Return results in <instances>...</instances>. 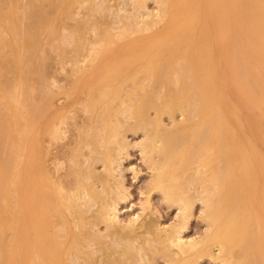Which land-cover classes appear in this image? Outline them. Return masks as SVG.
Instances as JSON below:
<instances>
[{
	"label": "bare ground",
	"instance_id": "obj_1",
	"mask_svg": "<svg viewBox=\"0 0 264 264\" xmlns=\"http://www.w3.org/2000/svg\"><path fill=\"white\" fill-rule=\"evenodd\" d=\"M33 1L34 0H29V2H28V0H27V3L29 4V5L27 4V6H28V8L30 6L31 7V10L29 11V9H30L29 8L28 10L26 9L27 11L26 10L25 11L24 10L22 11L23 13L25 12L24 13V16L22 15L23 16L22 19L23 18H27V19H24V21L22 20L23 22H20L21 20H19L21 18V15L20 14H17L15 12V10L13 9L14 8V5L15 4L18 5L19 3H21V1L19 2V0H18V2L17 1L15 2V4H11L10 0H9L10 3L7 2V3H9V4H7L8 7H7V10H6L7 11V15H6L7 16V22H5L4 30L2 28L1 31H3V32L6 31L10 35H8L7 37H5L4 35H2L3 33L0 35V50H1V47H3L2 50H1V52H0V55L4 59L7 57V62L9 63L8 66L6 68H4V70L6 69V71H8V70H9V72L11 71V75L13 73V75H12L13 77L12 76H10V77L8 76L7 77L4 70H1V73L2 74L0 73V75H3L4 74L2 76V78L0 76V78L3 80L2 81L0 79V81H2V82H0V85H4V87L7 88V89H3V88L2 89L3 90H6L7 93L9 94V96L11 97V99L10 100H7L5 102V104H4L6 107L8 106L11 109V112L9 114V117L8 118H4L2 115H0V133L3 134L5 132V138H6V142L9 143L10 152L13 151L15 153V155H17L19 153V155L16 158V161L17 162L13 166L14 167V170H15L14 178L13 177H10L9 178V181H11L13 183V187L15 188L16 191H18V201H17L18 202V207H17V217H18V220L21 223V220L23 219V216H24L25 219H26V221H27V225L25 227L24 226L23 227H19L17 229V232H16L15 236L13 237V244L14 245H16L17 242H19V241H21V243H22V245H21L22 246V249H21L19 255L14 252V248H15L14 246H10L8 248H4V247L1 248V243H0V264H10V263H13V262H15V264H63V263L64 264L65 263L69 264L71 261H74L73 259H71L69 257H72L73 258V256H71L73 253L75 255V252L79 253V251H81L83 249H84V251H81L76 256L80 255L78 257H80V258L82 257V259H83V257L85 256L84 255V253H85L87 260L84 257L83 261H81V263L80 262L79 263L77 262V264H92V263L93 264H96V263L97 264L98 263H101L102 264L103 262H100V261H103V260H104V263L103 264H105V263L106 264H124L125 261H126L125 262L126 264L127 263H131V264H135V263L136 264H140L141 263L142 264V261H143V264H144V263H146L144 261H148V259H149V262H147L146 264H149V263L152 264V262H154V260H152L153 257L151 255V254L154 253L152 251V248L154 250L156 248V246H157V248L159 247L161 249L160 250L158 248L157 249L158 251H162L163 249L165 251V249L167 248L166 251H167V254L168 255L166 254V252L162 251V253L164 252L163 253V256L164 255L167 256V257L165 256L164 258H169V256L170 255L173 256L174 253L177 256H179L181 254H185L187 256V255H189V253L191 254L189 256H191V257H192V255H193V257L195 256V260H194V258H191V257L189 258L188 256L185 257V255H183L184 256L183 258L182 257H179V258H182L179 261L178 260L179 258L177 259L176 258L177 256L174 255L173 257L176 258V259H174V263L172 262L173 261L172 260L173 257L171 258V256H170V258H171L172 261L170 260V258L168 259V261L170 260V262L173 263V264H175V263L176 264H194V262L196 261V258H200L202 253H203L202 256L204 255V252H205V255H206V252H208L209 255H212L211 254L212 253L211 250L213 249V246L214 245H215L214 247H216V246L218 247L219 252L221 251L220 252V258H219L220 260L219 261H221V259H222L221 262L223 264H264V211H263L264 210V161H262V160H264L263 159L264 157L261 155V154L264 153V147H263V150H262L263 152H261V154H260L259 151H258V147L256 146L257 147L256 150L258 151L257 152L258 153V156L256 158H254V154H252V153L255 152L254 151L255 148L252 145H254L253 142H255L254 141L255 139H253V142L250 141V140H252L251 139L252 134H250V131L248 133L247 132L248 131L247 129H244V130H247L246 132L243 131L245 133H248L247 134L248 136L250 134V136H249L250 140L247 138V135H244V137L246 136L247 144L251 145V147L253 149V152H252V149L250 147H249L251 149L250 151L248 150L249 149L248 147H246L247 149L245 148L244 143H246V142H244L245 140H244V138L242 136V133L243 132L241 133V131L239 130L240 133H241V135H240L239 131H238V133L236 132V134L237 135L239 134L241 136V138L244 140L243 141V144L241 143L242 142L241 141L242 139H239L240 136L239 137H236L237 136L236 135L235 137L237 139L234 138L233 132L236 129L233 128L230 123H229V125H230V127H229L227 119L225 121L224 118H227V117H224V114L225 113H223L225 108L223 109V106H221V105H224V104L226 105V104L230 103L231 104L230 106L233 108L232 105H234V104H232V102H231L232 100L229 99V97H228L229 95L230 96L233 95V93L229 94L230 91H232L230 84L233 82V85L235 84V86H236V87L233 86L235 88H239V86H240L239 84H241L240 90L237 89L238 90V94H239L238 96H240V98L244 101V103H248V105H250L252 107L254 106L255 109H253L252 107H250V109L252 111L256 110L254 113L252 112L254 115L253 114H250V112L247 114V111H245L246 115L247 116L249 114H250V116L253 115L254 116V119H255V113L257 114V111H258L257 116H260L261 118L259 119V117L258 118L256 117L257 122H258V120H262L263 121V119H264V82H262L263 80L261 81L259 79V77L261 78V75L264 76V72H263V70H264L263 67L264 66H262V65L259 64V62L262 61L263 58H264V56L262 58L260 57V56L264 55L261 52V51H263V50H261V48L264 47V44H263L264 42L262 41V44H261L260 43L261 41H259L260 38H262L264 40V33L261 30V26L264 25V1L263 2H259L258 0H255V1L254 0H223L224 2L226 1L228 3V5H230V6L227 7V10L230 9L229 7H231V9H230V13H229V11H227V13H226V11H224L222 13V10L221 9L220 10L218 9L219 8V3L222 0H212L214 2L215 1L217 2L216 4L214 3V5H212V6H215L216 5L215 6V9L218 10V13H220V11H221L220 14H222L221 15V18L218 21V27H219V25H222L217 30L219 32V33L217 32V34H219V35H222L223 33L225 34V32H223L224 29L222 28L223 27V23H225L224 26L227 29V28H229V26H231L232 21H234V19L231 20V18H230L232 16L231 15L232 14L231 12H233V10H235V9L238 8V3H242V2H245V1L247 2L248 1L249 3L252 2V4H253L252 7L254 6L253 8L255 9V11L253 10L252 7H251L252 8L251 9L252 11L250 10L251 16L250 15L249 16L251 18L248 17V14H246V17H245V14H241V16L243 15L242 16L243 18L240 15L239 16H240V18H242V20L239 19L238 20V23H237V20L235 19V21L238 24V26H237V24L235 25L237 28H236V30L234 32L240 36L239 37L237 35L240 38L239 41H243L242 42L243 44L246 43L247 45H250V46H247L246 44H244L242 46V43L238 42V46H240L241 52H243V50L245 52L243 55L246 54L248 56V57H246V55L244 57L241 56L242 57V60L244 58H245L244 60H246V58L247 59L249 58L248 61H250V60L253 61L254 60L253 62L250 61L251 63L248 62V61H245V62L243 61V64L245 66L242 64V62L240 63V66H243L242 68H244V67L247 66L246 64H248L247 68H249L250 70L253 69V71H250L249 69L245 68L246 71L247 70H248V72L250 71V73H249L250 75L253 74L252 75V78L256 77V80L257 79L259 80V81L257 80L256 83H255L256 88L260 87L258 89L259 96L253 94L252 90L250 88H247L249 86H248L247 83L245 84L246 80H244L242 78L239 79V77L237 78V76H235L236 73L233 75V73L235 72L234 69H232L234 71L233 73L231 72L232 74L229 73V71H228V70L231 69L229 67L230 66L229 64L230 63L233 64V61L232 60L229 61L228 59H227V61H225V58H230V59L234 58L233 60L235 61L237 55L238 54L240 55V50H239L238 54H236V55L233 54L235 57L232 55L233 50H231L232 52L230 51V53H231L232 56H230V54L228 52H227V54H224L223 53L224 56H225L224 58L222 57L223 55L222 56H220V54L219 55H216L217 57H215V58L217 60L216 61L214 60L212 62V60L214 59L213 58V56H214L213 55L214 49L211 48V49H213L212 50V53H211L212 54V60H211V54H209V52L211 50L208 51V49H209L210 45H213V44L209 43V45H208V42H202L201 41L202 46H204V49L202 47V49H203L202 51L203 52L206 51V53L208 52L207 54L204 53L203 55H201L202 52L199 49L200 48V46H199V34L201 36L204 35V37H205V35H207V34H202L201 32H204V30H205L204 33H207L206 31H208V30L211 31L212 30V29H206V27H204V25L206 26V24H208L207 23V20L209 19V17H208L209 16V13L206 14L208 12V10H206V9H203L202 10V8H200L201 5H199V3H201L202 0L201 1H199V0H157L158 3H160L159 4L160 10L158 9V11L160 13L159 12H157V13L161 15L160 17H163V18L166 17L165 18L166 20L165 19H161L158 14H157V16L155 15L157 17L156 19H158V20H156L155 18L152 19V17H153L152 15L153 14H151V15L149 14V16L150 17L152 16V17L150 19L147 18L148 20H145V23H144L143 22L144 20L142 18L143 16H141V19L138 18L143 13L142 14H138L137 13L139 15L138 17H137V14L136 15H133L132 14L133 16H136V17L131 16V18L133 17L135 19L134 22H133V18L132 19L130 18L131 21H132V23L130 22V19L129 20L127 19V21H125V25H126L125 27L123 26L124 23L123 24L121 23L122 25H120V26L121 27H124V30L122 31V33H123L122 34L121 31H120L121 30L120 29L121 27H120L119 28L120 29L119 32L121 34L118 33V32H116L118 36H119V34H120V36L121 35L127 36L129 32L131 33L133 31L134 32H141L143 29L145 30V28L147 29V26H149V25L146 26L144 24H149L150 22H151L150 23V26L152 27V26H154V25L157 24L156 21L158 22V21L163 20L162 21L163 22L162 24L164 26L163 25L160 26L162 28L161 30L158 27L157 28V31H154L155 33L153 34L152 37H151V33H150V35L147 36L146 39H144V40H146L145 42H147V44L149 46L151 44L153 45V46L151 45V48L154 47V50L153 49H150V47L148 45L144 44V45H146L145 48L146 47H149V48H146L147 50L145 52H142L144 47L142 46L143 44L141 45V44L138 43V42L141 41L140 39H139L140 41L139 40L136 41L134 39V41H136L137 44H136V42H134V41L131 40L136 45L139 44L137 48H134L133 47V45L131 44L132 43L131 41H130L131 43H127L128 44L127 46H128L129 49L127 47H126V49L130 53V55L128 56V55H126L128 53H126L125 54L126 55L125 57L127 59L128 58H131V60L133 58V61H131V63L129 62L131 65H129V63H126V62H128V60L130 61V59L127 60V59H124L123 58L124 60L121 59V60H123L122 62L119 60L120 53H119V55H117L118 52H119L118 51L119 48L116 51L113 50V49H110V50H113L114 51V54H113L114 55V58H113V55H111L112 54L111 52H113V51L107 53L108 54V55L106 54L107 56H110L111 55L110 57H112L115 61L117 59V61H119V63L121 62L124 65L125 64H128V65H125V67H123V64H122V67H120L121 66V64H120V66L118 68L117 65H119V63L117 64L114 61L113 64H112V67L115 66L116 68H111V70H113L112 72L109 69L111 67V65L109 63V60H108L110 57L108 58L107 56L102 55L105 58L104 57L102 58L101 56H99V58H98V56H97V55H100L99 54V51L102 48L103 44L105 43V41L103 39V35H104L105 40L109 39L112 36V35H110V33H108L109 28H108V30H106L107 28L105 29V27H101V26H103V24H105L106 26H107V23L109 24V22H107V20L104 22L105 19H98L100 21V23H101V26L99 24V21L93 20V22H91V19H90V21L88 23H87V21L83 20V21H85L82 24V27L83 28L80 27L81 25H79V27L77 26L79 24V22L78 23L76 22L75 24L70 25L71 27H69V26L66 27L65 26L66 25V22L64 24V20L66 21V19H68L69 17H70V19H73L74 17L71 16V15L74 13L73 12L75 10V7L74 6L76 5V8L79 7V6H77V4H81V2H83L84 0L83 1L82 0H47V5H49L48 8L49 7L52 8V9H49V11H51V14H49L50 12L47 11V5L45 4L46 3V0L45 1L42 0L43 3H41V0L38 1V2L41 3V5H44V4L46 5V7L45 6L42 7L41 5H39L41 8H39V6H38V4H40V3H38L35 0V2H37L36 3L37 4V7H36L35 6L36 5L35 2H33ZM74 1H77V2L80 1V2L79 3H77V2L75 3ZM85 1H88V0H85ZM93 1L90 0V2H92V3L90 4V2H89L88 3V6H89V4L90 5L95 4V2L93 3ZM106 1L109 2L108 0H106ZM134 1H136V0H134ZM141 1L144 2V0H141ZM141 1H140V3L137 2V5H135V6L137 7V6H140V5H143V6L146 5V4L144 5V3H141ZM99 2H101V1H98V3ZM226 2H225V4L227 5ZM22 3L24 4V5L23 4L22 5L24 7H26L25 6L26 5L25 4V0ZM98 3L96 2L95 7L96 8L99 7V9H100V6H97ZM103 3H102V5H104ZM73 4H75V5H73ZM131 5L133 6V4H131ZM226 5H225V7H226ZM93 6L92 7L89 6L90 8L88 7V9L90 11L88 13V10H87V14L91 15L90 12H92L93 10H95L94 9L95 7H93ZM33 7H34V9L35 8H38L37 9L38 11L36 9L35 10L37 12L35 10L32 11V8ZM104 7H106V5H104ZM109 7H110V5H109ZM136 7H134V8L136 9ZM91 8L93 10H91ZM106 8H108V7H106ZM139 8H141V6ZM199 8H200L201 14H202V11H204V12H206L204 15L205 16L208 15L207 18L206 17L204 18L203 17L204 15H202V18H204V19H202V21L200 23V26L204 22L203 23L204 25H203L202 28H205V29H202L200 27L202 30H199L200 29L199 28V16L201 18V14H199ZM96 10H95V12H98L100 10L102 11L103 9H100V10L96 9ZM216 10H215V12L214 11L212 13L210 12V14H215L216 13ZM256 10H257V12H256ZM118 11H119V9H118ZM253 11L256 13L255 16H254ZM217 14H215V15H217ZM225 14L226 15H229L230 14L231 16L229 15L230 17H226L227 18V20H226L225 17L223 18V16H225ZM3 15H5V14L3 13ZM59 15H61L62 17L60 16L61 17L60 18ZM130 15H128L126 18H129ZM18 17H20V18H18ZM98 17H102V16H98ZM144 17H145V15H144ZM212 17H213V15H212ZM216 17L219 18V16H216ZM234 17H236V15ZM234 17H232V18H234ZM238 17H237V19H238ZM62 18H63V21H62ZM210 18H211V16H210ZM218 18H216V19L218 20ZM228 18H229V20H228ZM3 19H5V18H3ZM15 19H18V22L15 21ZM205 19H206V24H205V21H204ZM151 20H153L154 22H152ZM220 20H222L223 22H221ZM60 21H62L61 24H60ZM94 21L96 23H94ZM147 21H149V22H147ZM229 21H231V22H229ZM127 22H129L131 25L129 23L127 25ZM208 22H209V20H208ZM212 22H213V20L211 18V24H212ZM241 22L244 25L243 26L244 27V30H243V27L242 26L239 27V24L242 25ZM62 23H63V25H62ZM85 23H87L88 25H86ZM215 23L217 24V21L216 20H215ZM219 23H221V24H219ZM84 24L87 27H84ZM211 24L209 23V26ZM227 24H229V26H226ZM89 25L91 26L92 30H94L96 32V35H97V38L93 42L95 43L96 40H98L100 38L99 39L100 42L97 41L96 44H94L92 46L95 47V49L96 48H100V49H97L98 52L95 51L97 53V55H93V54H96L95 52H92L95 49H93L92 46L91 47H92L93 50L90 49V47H87L86 48V46H85V48L87 49L88 53L91 52L90 54H87V55L85 54L86 55L85 56L84 53H87V51H85L83 49L84 48V45H85L84 44L85 42H82L81 36H82V34H84V33H82L84 31V29H85L84 32H86V29L87 28H90V27H88ZM214 25L215 24L213 22V24L210 27L207 26V28H211L212 26L214 27ZM44 26H45V30H44ZM98 26H100V27H98ZM142 26H143V28L139 29ZM42 27H43V30H44V32H43L44 34L46 33V30H47L46 27L48 28L47 35L46 34L44 35L41 32ZM56 27H60V29L59 28H56ZM62 27H64L63 30H62ZM94 27H95V29H94ZM107 27H109V26H107ZM215 27H216V25H215ZM40 28H41V30H40ZM72 28H74V30H72ZM99 28H101V29H99ZM102 28H104L105 30L102 29ZM125 28H130V31H129V29L128 30L127 29L125 30ZM238 28H240V29L242 28L241 31H240V34H239V32H236L238 30ZM54 29H57V30L59 29L60 31L61 30L62 31H64V30L67 31L68 30V31L67 32H64V35H63L62 34L63 33L62 31L60 33L59 30L56 31ZM137 29H138V31H137ZM98 30H100L99 31V34H98ZM38 31H40V33H42L41 34L42 35L41 36L42 38L39 37L40 33ZM80 31H81V34H80ZM106 31H107V33H106ZM126 31H127V33H126ZM55 32H59V34L58 33H55ZM220 32H221V34H220ZM53 33L56 34V35H54ZM193 33L196 34V35H198L197 40L194 39V38L191 39V37L193 36ZM242 33H243L242 38H246V40L248 39L247 41L249 43L255 37V39L253 40L254 42H251V44L253 43L252 44L253 46L251 44L247 43L246 40H244V39L241 40L242 39L241 38V34ZM61 34H62V36H61ZM65 34H68L69 36L68 35H65ZM108 34H109V36H108ZM229 34H231V30H230V33ZM59 35H60V38H59ZM166 35H171V36H169V40L170 41H171V39L173 40L171 43L168 41L167 43H161V45H160V43H158L160 41L155 40V42L158 41L157 43L160 45L159 47H161V48H159L158 46H154V43L155 42L152 41L153 43H151V40L150 39H153V40L154 39H159L160 40V38H158V36H161V37L164 36L163 38H167ZM52 36H56V37L58 36V37H57V39H56V37H53L54 38V40H53L52 39ZM99 36H101V37H99ZM257 36H260V38H258ZM40 38H41V40H40ZM61 38H62V41H61ZM163 38H161V39H163ZM43 39H46V40L48 39L47 40L48 42H45V44L50 45V42L52 43L50 45L51 48L53 46V48H56V49L58 48L57 50L55 49L56 51L59 52V50H60V54L57 52L58 53V57L68 56L67 53L71 49L72 50L71 53L73 51L75 53L78 52L79 54L77 53V55L78 56H81V57H84L86 62L88 61V60H86V58L90 60V57H91V59L93 58V56H94V58L96 57L95 60L94 59L91 60V63L90 64H92V61L93 60H94V63L99 60L97 62L98 64H97L96 67H95L96 63L94 65L93 64L90 65V67L93 66L95 68L94 69L92 67V72H93V75L94 76L91 73V75L93 76V79H95L94 81L92 79V76H90L92 80L90 78H88V77H86L87 79L84 78L86 75H83L82 72H85V70H87L86 67H84V68H86L84 70L83 69V66H82V68L80 67L81 68V70H80L79 66H78V68H76L77 67L76 66V67H73L71 71H74V72L78 73V71L80 70L79 73H78V77L79 78L80 77L81 78L83 77L82 80H80L77 77L74 80L75 83H73L74 81L72 82L76 86H78V83H76V82L79 80L80 81V82L78 81L79 82V86L82 88V86L84 84L85 85L87 84L86 87L83 86V88H87V90L90 89V92H91V89L93 90V87L90 88L91 86L96 85L94 87L100 88L99 86L100 85L102 86V82H103V85H104L102 87H105L104 89H102V87H101L100 88L101 90L99 89L100 91L98 90V88H95L99 92L96 94V91L95 90L92 91V92H94V94L92 93L93 96H91V93H90V96L91 97H88L89 98L88 99L89 100L88 102L86 101V103L88 105L86 103L84 105V106H86V108L88 106V109L89 110H92V112L94 111V113L96 114L98 112V109H97V111L96 110H93L94 109L93 106H95L97 104L96 105V108H97L98 105L101 104L102 107H103L102 109H104L106 111L105 118H103V120L101 119V120L98 121L97 119L99 117L97 118V114L96 115L93 114L95 116H92V118H93L92 121H94L96 119L97 120V123H96V121H94V122L97 125L95 124L93 126V128H92V123L94 124V122L90 123L91 126L89 124L87 127L88 128L90 127L92 130L89 128V129H87V131H89L88 133H90L88 135L93 134L91 132H94L95 131V133H94L95 136L93 134L94 137L91 135L93 138L91 136L90 137L89 136L85 137L84 136L85 133L87 134V132H83L87 128V127H85V129L82 128L84 130H81L83 135L80 132L78 134L77 140L79 139V136H80L81 142L83 141L84 143H87L86 146H88V147H89V144H90V141H88V140H92V142L90 144V147L92 146L93 151H92V148L89 147L91 149L90 151H92V152H95L94 150L97 151V149L99 148L100 145L106 143L105 144L106 145L105 148L104 147L102 148V146H105V145H102L101 146V149H102L101 152H99L100 149H98V152H95L93 155H91L92 152L89 153V154L91 156H94V159L96 158L95 156H97V154H99V153L102 154V155L101 154L99 155L100 157L99 156H97V157L98 158H101L102 157L101 158V162L105 159V161L108 163V164L106 162L105 163L104 162L102 163V164H104L102 166H105V171L108 170V168H109V167H107V169H106V166H108V165L111 166L112 165L113 168L110 167V169L112 171L109 169L111 172L108 170V174H106L107 171L104 173L105 175H108V177L111 176L110 174H112V172L114 170V166L115 165L113 166L112 161L113 160L114 161L116 160V159H113L111 156L114 157L116 155V153H117V155H119L118 154V153H120L119 150L122 148L121 145L123 144L122 143L120 145V142L119 141L122 140L120 138V136H118L120 139L118 138L116 141H114L115 140V137L117 135V132L120 133V131L122 129L121 127H124V125H125V128L128 127V125L131 127V123L129 122L130 124L127 125V123L125 124L121 120L122 118L119 119L118 117L117 118L114 117V114H109L110 110H112V109L110 108L109 101L107 102L106 100L107 99H110L109 97L111 95L113 96V93L110 94L112 91L117 90V89L119 90L120 88H122L123 83L127 82V80L129 78H130L129 79L130 81H132V78H135L134 79L135 81H132V85H134V86H132V87L130 86L131 89H132V91H134V93L131 94L132 93V92H130L131 89H128L129 90L128 92H130L131 95H135V97L132 98L133 101L131 100V98L129 99V101H127L125 99L127 101V104L125 103V101L124 102L123 101H120V103L122 102L121 104H124V105L123 106L121 105L122 108H119L120 110H118V112L121 111V114H122V112H124V114H126L125 116H128V115L130 117L133 116L132 119L135 118V122L133 121L134 122L133 123V127L135 128V127H137L136 125H138L137 128L140 127V129L143 130V132H144L143 135L145 136L143 138H145V140H144V142H142L140 144V146L142 148L141 150L143 152H145L144 155H146V157L148 158L150 156H153L154 154H157V156L159 155L160 158H161V159H159V158L157 159L158 160V163L157 164H155L156 161H157V160L155 161V158H153V157L148 158V160L151 163V165L153 163H154V165H156V166L153 165L154 166V169H156V170L153 173L154 174V176L152 177L153 180L152 181L150 180L152 182V185H151L152 188L154 187V189H158V190L160 189V191L163 192V196H165L166 199L168 198V201H170V200L171 201H175L176 200L175 202L178 201L177 202L178 204L181 203L182 207L180 205V208H183V211L186 212L190 208V200L187 199V197H190V196H188L187 194H185L186 191H187V189H185L184 187L185 186H189L190 184H194V181L199 182V184L200 183L203 184V186H201L202 184L199 185L198 183H195V185L197 184L198 186H200V187L203 188L201 190H205L206 189L205 190L206 193H204V191H202L203 192L202 195L203 196L206 195V197L204 196L205 198H203V200L205 199L204 200V203H205V206H206L205 207L206 208V212H205L206 215L205 216L207 217L206 218V221L208 223L207 228H209V229H208L207 232H205L206 234L203 235L204 237L202 236L201 239L198 238L197 240L196 239H194V240L192 239V240L182 241V237L180 236V234H177V232L178 233H180V232L177 231V230H174V229H180V226L178 228L177 227L176 228H174V227L172 228L171 227L172 229L170 228L168 230H167L166 227L165 228L163 227L162 229H158L159 228V225L155 223L156 225L153 224L155 226V228H148L149 229L148 231L145 230V232H143L144 228L147 226L146 224H144V223H147L145 221L143 222V226H142V224L140 225V222H141L140 220H139V222H138V220H135L137 218H134L131 221H128L126 223H123V222L121 223L119 221L120 219L119 220L117 219L118 216L113 211V209H111L113 211V213H110L111 210H109V211L106 210V208L108 207V205L110 203V202L108 203L107 201L112 198V197L107 198L108 196H111V195H108V193L109 194L110 193L111 194L113 193V194H116L117 195V193H115V190L112 191V189L109 186V183H108V186H107V183H106V187H109L112 192L108 188H106V187L105 188H106L107 191L104 190L105 188H103V187L105 185H104V181H102L103 180L102 177H104L105 178V181H106L107 176H105L104 174H99L100 172L99 173L94 172V169L92 168V166H90L91 168L89 166H87L88 168L86 167L85 170H87V171L84 170L85 172L79 170L82 166L80 168H77L78 165L77 166H74V165H76V164H74L75 163L74 161L77 158H79V155L78 154H81L82 155V152H81V149L82 148L81 147H76V146L79 145V144H82V147L85 146V145H83L84 144L83 142L80 143V140L78 141L79 144L76 141L77 144H75L76 146H74L73 148H75V149L79 148V152H81V153H77V155L76 154L74 155V157H73L74 158L73 159L74 161L71 160L72 157L68 159V161L71 160V162H73L72 164H74L72 166L73 167V171L77 168L74 172H72L73 174L75 173L74 174L75 176L71 174L72 177L74 176V180L72 179V182L74 181L73 184L70 183L71 184L70 186H72V188L69 185L66 186L68 188H66V187L63 188L64 186H62V184H60V181H58L59 183H56L57 182V181H55L56 179L54 180V178L52 176H50L49 174H47L48 173V170L46 169V167L44 165V163H45L44 162L45 161V155L44 154L46 152H43V154H42L43 149L41 147V143H42V141L43 142L45 141V139H43V137H45V135H49V134L51 135L52 134L54 136L55 133L56 134L58 133L57 124L55 125L56 128H55V126L53 124L54 123H57V118L59 119L60 112L58 114L55 110L54 111L52 110V112H53V113H51V120H52V122L50 121L51 123H53L52 126H54V128L52 129L50 127L51 126L50 125L51 123L49 122L50 117H48L49 114H50V112L47 109V108L50 107V104H52V102H50L51 99H48V98H50L49 96H47L49 93L48 92H46V93L44 92L47 89H44L45 87H43L42 88V93L44 92L45 94L43 93V97H42V93H41L42 99L40 101L38 100V102L34 101V102H36L38 104L32 102V100H30L31 101L30 102L29 101V97H28V100H27L26 96H28L27 95L28 89H25V88H29V86H27V84L29 83V80H30L29 78H31L33 75L35 76V77L34 76L33 77H34L35 81L37 80L36 81L37 83L34 81L33 77L31 78V82L34 81L33 84H35L37 86H41L40 84L42 82L40 83V80H42V79H40V77H42V74L44 75L45 74L44 72H46V71L40 65L42 64V61L44 63L45 60L48 59V58L43 59L45 56H47L46 53H44L45 55H43V58L41 57V55L43 54L42 49L43 50L45 49V51H46V48L45 47H47V46H45L44 48H42V46L45 45L43 43V41H42ZM84 39H83V41H84ZM137 39H138V35H137ZM49 40H51V41L49 42ZM57 40H60L61 42L60 41H57ZM66 40H69L70 42L67 41V43H65ZM257 40H258V43H257ZM52 41L59 42L60 44L57 43L59 45H56V47H54L55 46L54 45L55 43L52 42ZM244 41H246V42H244ZM62 42L65 43V45L63 44L64 46L61 45ZM72 42L74 44H72ZM101 42H102V45L100 47L99 45L101 44ZM41 43H43V44L41 45ZM70 43L73 45V47H72V45L70 46ZM180 43H182L183 45L180 44ZM204 43H207V45H205ZM255 43L256 44H261V45H256ZM67 44L69 45V48L71 47L70 49L68 48ZM130 44L132 46H129ZM254 44L257 46L256 48H258L259 46H261V47H259L261 51L254 49ZM39 45H41V48H42L41 50H39L40 49L39 48L40 47ZM65 46H67V47H65ZM80 46L83 49L81 51L83 55L79 51V49H80L79 47ZM207 46H208V48H207ZM37 47H38V49H37ZM103 47H105V46H103ZM131 47L134 48V52H135L136 49L139 50L138 48L140 47L142 51L139 50L140 51L139 52V51L136 50V53L138 55V56L137 55L136 56L138 58L139 57L141 58L142 57V54H138V52L139 53H144L143 56H145V53H146V58L147 59L144 60L142 58L143 59L142 60V59L135 58V60H137V62H138L137 65H136V63H135L136 61L134 60L135 53L134 54L133 53L131 54V52L133 51V50H130ZM250 47H251V49H250ZM67 48H68L69 51L67 50ZM121 48L123 49V47H121ZM145 48H144V50H145ZM241 48H243V49H241ZM245 48H247V51L249 49V51L247 52L248 54L246 53ZM88 49L91 50V51H89ZM126 49L124 48L125 52H126ZM215 49L217 50V48H215ZM38 51H39V53L42 51L41 55L38 54ZM199 51L201 52V54H199L200 53ZM257 51H258V54L260 53V56H258ZM74 52L72 53L73 55H75ZM100 52H101V54L103 53L102 51H100ZM71 53L70 52L68 53L69 56H70ZM115 53H117L116 54L117 57H116ZM252 53L257 54L256 55L257 58ZM216 54H217V52H216ZM249 54H250V56H249ZM38 55L40 56L41 59L38 58L39 57ZM77 55H75V56H77ZM205 55H207V56H205ZM227 55H228V57H226ZM252 55H253V57H252ZM68 57L66 59H68ZM202 57H203V59H202ZM241 57H239V58L241 59ZM100 58H102V60ZM218 58H220L221 60L218 59ZM59 59L62 60V58H59ZM105 59L108 61V64H109L110 67H106L105 66L107 64V61H105ZM223 59H224V62H222ZM257 59H259L258 62L255 61ZM125 60H126V62H125ZM140 60L142 62L143 61L144 62L147 61V62L146 63L143 62L144 63V65H143V64H141L142 62ZM207 60H209V62H207ZM37 61H41V62H39L40 64L37 63ZM47 61L48 60H46V62ZM77 61L79 62V59L78 60L76 59L75 62H77ZM102 61H104V62H102ZM217 61H221V63H222L221 64V67H220V72H219V75H221V76H219L220 78L218 77V79H221L222 80L221 77L226 72V70L228 68H230L226 72L228 75H226V74L225 75L228 76V78L232 75V79H234L233 76H235V78L238 81V82L236 81V83H235L231 78L228 79L227 77H225L228 80L231 79L230 81H232V82H230V81L228 82L226 80L227 83H228V85H230V87H229L230 90L228 92L229 95H227V93H224L225 92V90H224L225 88L224 89L222 88V87H224L223 82H221L222 83V86L220 87L221 84L217 80L218 84H220L219 87L217 88V90L219 88L223 89L222 91H224V92L223 93L221 92V93H222V95L223 94L226 95L225 96L226 103H224V104H222V103L220 104L218 102V99H216V96H215L214 91H213L216 88L210 89L211 87L213 88L215 86L214 85L211 86V84H210L211 87H208L209 86L208 83H212L213 84V82L211 80H209V79H210V74H214V73H210V72L212 70L214 72V70L216 68L213 69L212 67L213 66L214 67L215 66L219 67L218 66V63L220 64V62H217ZM239 61H241V60H239ZM46 62H45V65L48 64V62L47 63ZM100 62H101V64L103 66H105L106 68H108V70H110V71L107 72L106 71L107 69H105L100 64ZM139 62H141V63H139ZM205 62L207 64H211L212 66H208ZM214 62H216V64ZM226 62H228L229 64H227ZM254 62H256L254 64V66H255V68L257 67L256 69L259 71L258 75L260 74V76H258L256 74V72H258V71H256L255 68L253 67V63ZM115 63L117 65H115ZM133 64H135V65H133ZM138 64H140L139 65L140 69H138L139 68L138 67ZM249 64L250 65L252 64V65L250 66ZM76 65H79V64L77 63ZM141 65L143 66L142 69H141ZM206 65L209 68L206 67ZM222 65L224 67L226 66L225 67L226 70L224 71V69H223L224 72L222 71ZM234 65H236V64L234 63ZM39 66L41 67V69L39 68ZM84 66H85V63H84ZM98 66H100V68ZM135 66H137V67H135ZM231 66H233V65H231ZM45 67L46 66H44V68ZM101 67H102V70L103 69L105 70V71L103 70V72H102L103 73V76H104L105 72H107L108 73V74L106 73L107 76L109 74H110V76H112L111 79H110V76H108L109 77L108 78V77H106V75L104 76V78L102 76H101L102 78H100V74H102V73H100L98 71H101V70H99V69H101ZM129 67H131V69ZM7 68H8V70H7ZM96 68L98 69V71H97ZM125 68L128 69V71L129 70L133 71L132 72V75H133L132 78L130 77L131 75H129L131 73H128L127 71L126 72L129 75L128 77H127V74L125 72H123V73H125V75H126V77L128 79L123 74H122L123 77H121L122 75H120V74H121V72L123 70L124 71L126 70ZM42 69H43L44 72L42 71ZM133 69H136V72H134L135 70H133ZM201 69H202V72L204 73V75H203V73H201V71H200ZM203 69H206L207 70V74L208 75L206 74L205 71H203ZM235 69H236V67H235ZM142 70H143L144 73H142L143 75H141L142 76L141 77L142 79H139L140 78V76L138 75L139 73L138 74H136V73L137 72H140ZM232 70H230V71H232ZM245 70L243 69V71L245 73H247ZM260 70H262V71L260 72ZM215 72L218 73V71H216V70H215ZM251 72H253V73L251 74ZM134 73L137 76H139L138 81L136 80L137 78L135 77L136 75ZM117 74H118V76L120 75L119 77L122 78V79H120L119 77H118L119 79H115L114 77L115 76L117 77ZM200 74L202 75V78L203 79L202 78L200 79V77H201ZM215 74H214V76H215ZM97 75H99L100 80H98L99 78H98ZM208 76H209V78H208ZM217 76L218 75L215 76V79H217ZM263 76H262V78H263ZM96 77H97V79H96ZM124 77H125V79H124ZM105 78H108L107 79L108 81L109 80H112V79L114 81H110V82L107 81L108 84H106L105 81H104ZM206 78H208L209 81ZM243 78H244V76H243ZM43 79H44V77H43ZM143 79H146V80H143ZM223 79H224V77H223ZM83 80H85V81H83ZM90 80L93 81V82H89ZM101 80H102V82H101ZM115 80L116 81L117 80L118 81H120V80H123L124 81L125 80V81L124 82L123 81L122 82L120 81L122 83L121 84L118 81L116 82ZM141 80L144 81L143 82L144 84L142 83ZM239 80H240V83H239ZM42 81H44V80H42ZM82 81L84 82V84H83ZM95 81H97V83H94ZM150 81L151 82H155L157 84V86H158L157 89L158 90L155 88V87H157L155 84H154L155 87H153L152 85L150 86V84H151ZM243 81H245V82L243 83ZM112 82H114V83H112ZM158 82L160 83L161 86L158 85L159 84ZM261 82L263 84L260 86ZM2 83H4V84H2ZM91 83H92V85H91ZM110 83L116 84L115 85L116 86V89L114 88L115 86L114 85L112 86V84H110ZM148 83H150L148 85V87H150V90H148L149 88L147 87V84ZM73 84L71 85L72 86L71 89H74V90H75V88H78L79 89V86L78 87H75L74 86V88H73ZM88 84L90 85V87H88L89 86ZM242 84H244L245 86L242 85ZM257 84H258V86H257ZM144 85H145V87H144ZM162 87L165 89V91L163 90ZM110 88H112V90ZM152 88H155L158 93L157 92H153L155 89L152 90ZM159 88H161L163 91L162 90L159 91L160 90ZM138 89H142V90H138ZM143 89H144V92L147 91L146 92L147 94H145L144 92H142ZM110 90H111V92H110ZM217 90H215V91H217ZM18 91L20 92L22 98H21V96L19 97V95L17 94ZM68 91H69V89H68ZM135 92H137V93H135ZM138 92L139 93H142V94H138ZM160 92H162V93H160ZM219 93H220V90H218L216 92L217 97H218V94ZM130 94L129 93L128 94L125 93V95H130ZM156 94L159 95V96H157ZM105 95H106V97H105ZM107 95H110V96L107 98ZM136 95H140V96L136 98ZM236 95H237V92H236ZM102 97L103 98H107V99L106 100L104 99L102 101V99H103ZM155 97L158 98V99H161V100L159 101L157 99L159 101L158 102V101H156V98ZM220 97H218V98H220ZM222 97L224 98V96H222ZM233 97H234V95H233ZM235 97H237V96H235ZM134 99H137V100H134ZM227 99H229L228 102H227ZM233 99H235V98H233ZM237 99H239V98L237 97L236 100ZM26 100H27V102H26ZM90 100H92L93 102H91V104H90L91 107L89 108ZM100 101H102L103 103L100 102ZM222 101L225 102V99L222 100ZM28 102H29V104H28ZM98 102L100 104H98ZM132 102H134V103H132ZM234 102H237V101H234ZM130 103H132V104H130ZM103 104H104V106H103ZM240 104H238V105L236 104L238 106V108H239V105ZM236 105L234 106L235 109L233 108L234 110L237 109ZM242 105H243V103H242ZM19 106H23L24 109L23 110H20L19 109ZM84 106H82V107H84ZM240 107L242 109H244V110L247 109L246 107L243 108L244 106L242 107L241 105H240ZM86 108H84V109H86ZM112 108H113V106H112ZM150 108H152V109L155 110V112H156V113L154 112L155 115L156 114L158 115V113L160 115L161 114H164V113H161V112H165L168 115L171 114L169 116H173L172 117V119L174 121V122H172L173 124L170 127H168V128L166 127L165 128L164 126H162V124H160V121H161V120L159 121L160 117H158L157 115H156L157 118H155L156 116L153 117V118L149 117V115L147 114L148 113L147 110H150ZM241 108H239V111H240ZM46 109H47V111H46ZM115 110H116V108H115ZM125 111H126V113H125ZM176 111H177V113L180 111L179 114H181V113L184 114V115H182V116H184V118L182 117L183 119H179V121H178V119H174L175 118V115L174 114L176 113ZM236 111H238V110H236ZM92 112L90 113V115H92ZM127 112H129L128 115H127ZM177 113H176V115H177ZM226 113H227V111H226ZM39 114H42L41 116H43L45 114V116H43L41 118H45L48 115L47 118L44 119V122H42L43 120H40ZM52 114H54V115H52ZM192 114H195L196 115V116L194 115L195 118L197 117L195 120H193V117H192L193 115ZM239 114L240 113H238V115ZM110 115H113V118L111 117L112 119L109 118ZM228 115H230V114H228ZM231 115H235L234 116V119H233V120H235V123H236V120L237 119H240V120L242 119V118H240L241 116L240 117L239 116L237 117L236 113H233L232 110H231ZM37 116H39L38 117L39 119L37 118ZM225 116H227V115L225 114ZM53 117H55V118H53ZM20 118L23 120V123H20V121H19ZM245 118H246V116H245ZM37 119L42 122L41 124H39V126L41 125V128L38 127V125L34 126L36 124V120ZM47 119H48V121H46ZM53 119H55L56 122ZM40 121H38V122L40 123ZM239 121H237L238 122L237 123V126L244 127L243 124H240V122H242L243 120H241L240 122ZM252 121L254 122L253 119H252ZM90 122H91V118H90ZM231 122H232V120H231ZM247 122H248V120H247ZM247 122L246 123L243 122V123L246 124L245 126H248V124L251 123V122H249L247 124ZM99 123L101 124V125H99L100 128H98L99 127L98 126ZM258 123L260 124V121ZM261 123H262L261 125L264 126L263 122H261ZM121 124H123V125L120 127L119 125H121ZM241 125H243V126H241ZM251 125H249V126H251ZM261 125H259V126H261ZM32 126H34L33 127L34 129L32 128ZM95 126H98V127L96 128ZM116 126H119V128H117ZM249 126L247 127L248 129H249ZM259 126H258V129L260 128ZM35 127H38V128H35ZM251 127H250V130H251ZM50 128H51V130H50ZM95 128H96V130H94ZM232 128L234 129L233 131L231 130ZM236 128L237 129H240L239 127H236ZM35 129H37L36 132H38V133H41L42 134V132H44L46 134H42V136L44 135L43 137H41L40 134H33V133H36V132H34ZM38 129H40L41 131H38ZM99 129L101 131H98ZM119 129H120V131H117ZM263 129H264V127H263ZM90 130H91V132H90ZM241 130H243V129H241ZM97 131L100 132L98 135H96L98 133ZM12 132H15V134L12 135ZM47 132H50V133H47ZM252 132H253V130H252ZM257 132H258V130H257ZM254 133H256V132L254 131ZM120 134H118V135H120ZM99 135L101 136V138L99 137ZM258 135H260V133H258ZM258 135L256 137L254 135V138H258L259 137ZM260 138L262 139V142H264L263 141L264 140V137L262 136V134H261V137ZM235 139H236L237 142L235 141ZM261 139H260V141H261ZM84 140H86V141H84ZM93 140H95L94 141L95 143L99 140L96 143L97 144V146H96L97 149H95V146L94 145H96V144L93 143ZM113 141L115 143H118L120 146L117 145V144L116 145L119 146V147H121V148L119 149V147H118L117 150H116V147H114L116 145H112V143H114ZM109 142H110V144L112 146V149H108V150L112 151L113 153L112 152H109L107 150V148L109 147L108 145H110ZM92 143H93V145H92ZM258 143L260 144L261 142H258ZM260 146H261V144L259 145V148H260ZM113 147L115 149H113ZM109 148H111V147H109ZM103 149H105V151H103ZM115 150L117 152H115ZM259 150H261V149H259ZM45 151H46V149H45ZM73 151H74V149L71 152H73ZM102 151L104 152V154L106 152V154L103 155ZM152 151L154 153L153 155H151L152 154ZM68 152H70V151H68ZM73 153H76V152L74 151ZM73 153H72V155H73ZM148 153H149V155H148ZM57 155L58 154H56V156ZM260 155H261V157H260ZM103 156H104V158H103ZM252 156H253V158H252ZM255 156H256V152H255ZM105 157H108V158L106 159ZM85 158H86V156H85ZM115 158H116V156H115ZM258 158H260V159L258 160ZM7 159L8 158L3 155V149L0 150V191L3 190V185L5 183V167H6L7 163H8V160ZM150 159L151 160L154 159L155 162L154 161H150ZM77 161H79V160H77ZM77 161H76V163L79 164V162H77ZM62 163H63V160H62ZM72 164H69V165H72ZM152 167H151V169H152ZM83 169L81 168V170H83ZM44 171L51 178H49L48 176L44 177V175H43V172ZM189 171L190 172L192 171L194 173V175H193L192 172L190 173ZM188 172H189L190 176L192 175L191 176V180H190V177L188 176L189 175ZM95 173L98 174V175H100L101 178H98L97 177L98 175L96 176ZM185 173H186V175H185ZM186 176H187V178L189 177V179H188L189 182L191 181V183H189V185H187L188 182L186 180L187 179ZM34 177H35V179H34ZM47 177L49 179H51V180H49ZM93 177H96V178L93 179ZM32 179H33V181H32ZM96 179H100L102 181L103 185H101L102 186L101 188H103L102 190H104L105 193L107 192V196H105L106 194L104 193V191L100 192V189L97 186H96V188L93 186V185H95L97 183L95 181ZM86 180H90V181H88L86 183V182H84ZM91 180L92 181L94 180L93 182L94 183L96 182V183L95 184L93 183V185H92V183H90V182H92ZM100 180H99V182L101 183ZM184 180H186V183L187 184L186 183H183ZM51 181L54 182V183H52ZM32 183H34L35 185H33ZM74 183H75V185H74ZM54 184L56 186H54ZM86 184H88L89 186H87ZM183 184H184V186H183ZM69 187H70V189H69ZM182 187H183V189L185 191H183ZM94 188L95 189L98 188L97 190H98L100 196L97 194L98 192ZM65 189H67V191H65ZM180 191H183V192L181 193ZM79 193H81V195H83L84 197H85V195L88 194V198L87 199L85 198V199L81 200L83 198V196H81ZM102 194H103V196H101ZM184 194L187 197L186 196L184 197ZM75 195H77V197ZM89 195H92V196H90L91 198H93L95 196L94 197V200L98 196V199H96L94 202L97 203V204L102 203L104 205L103 206L102 204H100V209H99V205H98V207L96 209H94V212H98V211L99 212L98 213H95V214L93 212L92 213L94 214V216L96 218L98 217L101 220H104V222L106 223V224L104 223L105 228H106V232H104L105 233V236H107V235L109 236L110 235L111 236L110 239L115 240L116 245L119 242L120 244H118V246H119V249L121 247L120 250L118 249V247H115L116 245L114 246V244H115L114 241L111 242L110 239H109L108 241L106 240L107 243H105V240H102L100 238V236L101 235L103 236L104 233L98 235L99 237L97 236V237L93 238L98 233L95 232V235H93L94 234V231H91L92 229L89 230V228H93V226L95 225V222H96V224H98L97 222H101V220L99 219L100 220L99 221V220H97L98 218L96 219L95 217H92V218H94V219H92L91 218V216H92L91 214L92 213L90 214V216L87 215L88 217H86V215H84L85 213H83V212H85L84 211L85 209H81V208H83L81 206L84 205V207H85L86 205L89 204L87 202H91V203L93 202V199L91 200V198H89ZM197 195H199V194H197ZM73 196H75L76 198H78V197L81 196L82 198L80 197V199H78V200H81V201H78ZM102 197H104L103 199H105V197L108 199V200L105 199L106 204H105V201L101 199ZM99 198L102 200V202H99V201H101V200H99ZM97 200H99V201H97ZM76 201H78V203H76ZM79 202H80V205H79ZM81 202L82 203L85 202L86 205L84 203L81 205ZM77 205H79V207ZM101 205L104 208H105V205H107V207L105 209L101 210V208H102ZM75 206L77 208H80L81 207L80 208L81 209V212L79 211L80 209H78L77 210L78 213H76V209L77 208L76 209L75 208H72V207H75ZM188 206H189V208H188ZM109 207L110 208H113V207H111V205ZM69 208L71 209V211H70ZM258 208H260V210H258ZM63 209H65V211ZM68 209H69V212H71V213H68ZM62 210L64 211V213H63ZM95 210H97V211H95ZM72 211H74V212H72ZM65 213H68V214H71V215H67ZM79 213H81V214H79ZM96 214H97V216H96ZM51 215H53L55 217H53ZM77 215L78 216H80V215L82 216L83 215V217L85 216L86 218L84 217V219H87L88 218L87 219L88 222H87V220H84L83 217H82L83 221H81V217L79 218ZM68 216H70V217L71 216L72 217H74V216L76 217L77 216L76 217L77 219L76 218H72V217H71L72 218L71 219L69 217L70 220L69 219L67 220L66 218H68ZM50 217L52 218L51 219L52 221L50 220ZM78 218L80 219L81 222L79 221ZM65 220H67V221H65ZM77 220H78V222H76ZM93 220H94V223H93ZM53 221H55V222H53ZM73 221L76 222V225H77L78 228L81 227L83 229L85 226L88 227V228L87 227L84 228L85 230L83 229L84 230L83 233L86 232V229H88L89 231H91L93 233V234L89 235L88 234L89 233L88 230H87L88 232H86L87 236H86L85 233L84 234L82 233V235L85 236L83 239L86 240L87 242H85V241L83 242L82 241L83 239H80V237H83L81 235V233H80V232H82V230H80V232H79V229L77 227L75 228L76 225H75V223ZM67 222H69L68 225L66 224ZM72 222H73V224H72ZM86 222L88 224H85V226L84 225L80 226L81 224L86 223ZM78 223H81V224L78 226ZM89 223H90V225H92L91 227H90ZM51 224L54 227H56L55 225H58L57 226L58 229H61V230L65 231V234L63 235V237H65V238L68 237V239L70 241L72 239V241L74 243L79 242V243L73 244V245L76 246V248H77V245H78L79 248L76 249L75 246H74V248L76 249L75 252L74 251H73V253L70 252L71 250H73L72 249L73 248L72 247L73 245L71 243L72 241L71 242H68L69 240H66L68 243H71L70 245H72V246L67 245V249L68 248L70 249L71 247L72 248L70 249V251H68L69 249L67 250L66 248H65L66 249L65 250L63 245L64 244L66 245L67 242L65 241L64 238L62 239V240H64V241H62L63 245L62 246H59V245L62 244L61 241L57 242L56 241L57 239L55 240V238L53 237V234L54 233L52 232V233L49 234L48 231H47V229L49 228L48 226L51 225ZM66 225L68 227H69V225H70V227L73 226L74 231H76L78 229L77 231L80 234L79 233H76L77 232L76 231L75 232V237H74L73 236L74 235V232L72 231L73 229L72 230H68L69 228ZM153 225L151 224L150 226L152 227ZM52 226H50V227H52ZM156 226L158 228H156ZM54 227H52V228H54ZM138 227L141 228L142 234H140V231H138ZM107 228H108V230L110 229V231H108ZM151 229H154L153 230V233L155 231L154 236H152V237H150L149 235L145 236L146 234H144V233H149ZM111 230H112V232H111ZM46 231H47V234H46ZM131 231H133V232H131ZM163 231H164V233H163ZM70 232H72V233L69 234ZM109 232L111 234L112 233L113 234L111 235V234H109ZM134 232H135V234H133ZM136 232H138L139 234H137ZM150 233L152 235V231ZM161 233L164 234V237H163L164 239L161 238L162 237L161 236ZM77 234L80 235V236H78ZM127 234H129L130 236L127 235ZM136 234L138 235L137 237H142L140 235H144L143 236L144 239L147 238V237L148 238H151V239L154 238L153 240H155L157 243L154 242L153 240H151V239L149 240L147 238L149 241H145L147 244H143V243H145L144 241H142V240H144V239H142L143 237L141 238V242H139V240L137 241L138 238L134 236ZM47 235H49L52 238V240L54 238V240L51 242V238L48 237ZM88 235L90 236L89 237L90 241L88 240ZM113 235H114V237H113ZM156 235H157L158 238H161V239L156 238ZM70 236L72 238H70ZM76 236L78 238H76ZM91 237L94 240H96V242H95L97 244L96 245L97 246L96 248H98V243L97 242H99V241H97V238H98V240H101V242L104 241L102 243L106 246V247H103L104 248L103 249V248H100V247H102L104 245H102V246L99 245L100 246L99 249H102V250H99V249H97V250H99V252H100L99 255L102 254L101 257L102 258L104 257V259L101 260V258L99 257V262H96V263H94V262L97 261L96 258H98L99 255L98 256L97 255L96 256L95 255H92V256L90 255V252L95 251L94 250L95 248L93 250L89 249L90 247L89 248L87 247L88 249H86V248H83L82 249V247L90 246V243L93 241V240L91 241V239H92ZM133 238L134 239L137 238L135 240L136 242L135 241H131V239L134 240ZM78 239H80V240L77 241ZM118 239L121 242L120 241H117ZM157 239L158 240H162V241L165 240L166 243L168 242L170 244L164 245V241L162 242L163 243L162 244ZM167 239H169V240L166 241ZM101 242H99V243H101ZM158 242L161 245V247H160V245H158ZM84 243H87L88 245L87 244L85 245ZM95 243L93 242V244H95ZM109 243L111 244V246H110ZM112 243H113V248L114 249L112 248ZM121 243L123 244V247H122V244ZM153 243L154 244L156 243L155 244L156 246ZM171 243H173L172 245L175 247V249H177V250L174 249L175 252H173L174 250L171 249V247L170 248L167 247V246L171 245ZM79 244H83V245H79ZM107 244H108V247L110 246L112 248V250H111L110 247L108 248L109 250L107 249ZM151 244L153 246H155V247L151 246ZM140 245H142L141 247H143V248L140 247L141 252L137 248ZM146 245H148V249L151 250L152 253L150 251H148V253H145V251L148 250V249H146L147 248ZM91 246H92V244H91ZM59 247L60 248L63 247V250L65 252L62 251ZM80 247H81V249H80ZM58 248L64 253V256L66 255L65 258H68V261H70L69 263H68V261L65 262L64 261L65 259H63V261L62 260H59V261H62L63 262V263L62 262L59 263L58 259L61 258V256H62L63 253L60 254L61 252L58 251L60 253L57 255V249ZM116 248H117V250H119L120 253L118 252V254H117ZM85 249H86V251H85ZM142 249H144V252H143ZM87 250H91V251H87ZM113 250L116 251V253H115L116 255H119V254L120 255L117 256V257H115V254H114L115 251L113 252ZM157 250L156 249L154 250L155 253H156ZM209 250L211 251L210 253H209ZM101 251L104 252V255H103V252H101ZM108 251H110L111 253L110 252L107 253ZM168 251L169 252H173V253L171 254ZM66 252H68V253H66ZM69 252H70V254H69ZM81 253H83L84 256L81 255ZM112 253L114 254V258H113V254ZM141 253L142 254L145 253L146 255L145 254L142 255ZM92 254H94V253L92 252ZM149 254H150V256H148ZM45 255H46V257H45ZM56 256H58V257L56 258ZM93 257H95L94 261H93ZM212 257H213V255H212ZM69 259H71V260H69ZM76 259H75V261H76ZM134 259L136 261L138 260V262H140V261L141 262L140 263H137V262L134 261L135 263L134 262L132 263L131 261H133ZM166 260H165V262L168 264V261H166ZM176 260H178V261H176ZM84 261H86V262H84ZM70 264H76V262L75 263L73 262V263H70Z\"/></svg>",
	"mask_w": 264,
	"mask_h": 264
},
{
	"label": "rangeland",
	"instance_id": "obj_2",
	"mask_svg": "<svg viewBox=\"0 0 264 264\" xmlns=\"http://www.w3.org/2000/svg\"><path fill=\"white\" fill-rule=\"evenodd\" d=\"M18 2V0H10V2H11V4H15V2ZM21 1V3H19L18 5L17 4H15L14 5V10H15V12L17 13V14H20L21 15V18L20 17H18V18H20L19 20H21L20 22H23L24 21V19H27V18H23L22 19V17L24 16V13L22 12L23 10L25 11L26 9L28 10L29 8V11L31 10V7L29 6V8H28V6H27V0H25V6L27 7H24L23 5V1L24 0H19V2ZM37 2L39 1V0H36ZM45 1V0H44ZM83 1V0H82ZM93 1V0H92ZM98 1H101V2H99L98 3ZM109 2H107L106 0H94L93 1V3L95 2V4H93V5H90L92 2H90V0H88V1H83V2H81V4H77V6H79V7H77L76 8V5L75 4H73V5H75L74 7H75V10L73 11L74 13L71 15V16H73L72 18L73 19H70V17L68 18V19H66V21L64 20V24H65V22H66V27H71L70 25H72V24H75L76 22L78 23L79 22V24L77 25L78 27H79V25H81L80 27H82V24L85 22V21H87V23L90 21V19H91V22H93V20H97V21H99L98 19H105L104 20V22L107 20V22H109V24L107 23V26H109V27H107L105 24H103V26H101V23H100V21H99V24H100V26L101 27H105V29L106 30H108V28H109V30H108V33H110V35H112L109 39H107V40H105V38H104V35H103V39H104V41H105V43L103 44V46H105V47H103L102 46V50L100 49V48H96L95 49V47H93L92 45H94V44H96V42L97 41H99V37H101V36H99L98 38V40H96V42L94 43L93 41L97 38V35H96V32L94 31V30H92V28H91V26L89 25L88 27H90V28H87L86 29V32H84L85 31V29H84V31L82 32V33H84V34H82V36L85 38H83L82 36H81V39H82V42H85L84 44V50L85 51H87V47H90V49H92V47H93V49H95L94 51H92V52H95V51H97L98 52V50L97 49H100V51H102L103 53L101 54V52L99 51V54L100 55H97V53L96 54H93V55H97L98 56V58H99V56H101L102 58L104 57V56H102V55H105V56H107L108 54L107 53H109V52H111V51H113V50H117L118 48V54L117 53H115V55L117 54V55H119V53H120V57H119V60L122 62L124 59H127L125 56L126 55H130V53L127 51V49H126V47L128 48V44L127 43H131L132 41H134V39L137 41V40H139L140 42H138L139 44H143L142 46L145 48V46L146 45H148L147 44V42H145L146 40H144V39H146L147 38V36H149L150 35V33H151V37L153 36V34L155 33L154 31H157V28L159 27V29L161 30L162 28L160 27L161 25H163L162 23V21L163 20H161V21H156V25H154V26H150V23L149 24H144L145 23V20H148V19H150L152 16V19L153 18H157L156 16H157V12H159L158 11V9L160 10V7H159V4L160 3H158V1L157 0H144V2L143 1H141V0H136V1H134V0H108ZM133 1V2H132ZM140 1H141V3H144V5L145 6H143V5H140L141 6V8H139L140 6H135V5H137V2H139L140 3ZM199 1H201V0H199ZM255 1V0H254ZM259 2H263L264 0H258ZM7 2H9V0L7 1V0H0V35L2 34V35H4L5 37H7L8 35H10L9 33H7L6 31L5 32H3V31H1L2 30V28H3V30H4V26H5V22H7V7H8V5L7 4H9V3H7ZM28 2H29V0H28ZM33 2H35V0L33 1ZM37 2H35V4L37 3ZM75 3L77 2V1H74ZM80 2V1H79ZM79 2H77V3H79ZM90 2V4H89V6H93V7H95V5H96V2L99 4H97V6H100V9H103L102 11L99 9V7H95L94 9L96 10V9H98V10H100V11H98V12H95V10H93L92 8H91V10H93L92 12H90L91 13V15H89V14H87V10H88V13H89V9H88V3ZM104 2V3H103ZM226 2V1H225ZM225 2L222 0L220 3H219V10L221 9L222 10V13L224 12V11H226V13H227V11H229V13H230V9H231V7H229L228 9L229 10H227V7L228 6H230V5H228V3H227V5L225 4ZM38 3H40V2H38ZM41 3H43L42 2V0H41ZM41 3L40 4H38V6L39 5H41ZM45 3V2H44ZM102 3L104 4V5H106V7H108V8H106V7H104V5H102ZM214 3L216 4L217 2L215 1H212V0H202V2L201 3H199V5H201V7L200 8H202V10L203 9H206V10H208V12L206 13V12H204V11H202V14H201V12H200V8H199V14H201V18H200V16H199V28L201 27H203V23L201 24V26H200V23H201V21H202V19H204L205 17L207 18V16H205L204 14L206 13V14H208L209 13V22H208V20H207V23L208 24H206V19L204 20L205 21V24H206V26L204 25V27H206V29H212L211 31L210 30H208V31H206L207 33H204L205 32V30H204V32H201L202 34H207V35H205V37H204V35L203 36H201L200 34H199V46H200V50H201V52H202V54H201V52L199 53V54H201V55H203L204 53L205 54H207L206 53V51L205 52H203L202 50L204 49V46H202V43H201V41L202 42H208V45H209V43H211V44H213V45H210V47H209V49H208V51L209 50H211L210 52H209V54H211L212 53V50L214 49V51H213V60H212V54H211V60H212V62L215 60H217L215 57H217L216 55H219L220 54V56H222L223 58L225 57L224 56V54H227V52L230 54V56H232L233 54L234 55H236V54H238V52H239V50H240V46H238V42H240V43H242L243 41H239L240 40V36L238 35V34H236L234 31L236 30V24L238 23V20L239 19H241L242 20V16H241V14H245V17H246V14H248V17L249 18H251L250 16H251V12H250V10L254 7H252V2L251 3H249L248 1L246 2H242V3H238V8L237 9H235V10H233V12H231L232 14V16L230 17L229 15H226L225 14V16H223V18L225 17V19L227 20V18L226 17H230L231 18V20L232 19H234V21H235V19L237 20V23H236V21L234 22V21H232V24H231V26H229V24H227L226 26H229V28H225V23H223V32H225V34L223 33L222 35H219V34H217V30L219 29V27H221L222 25H219V27H218V21H219V19L221 18V15L222 14H220L221 13V11H220V13H218V10H216L215 9V6H212V5H214ZM23 4V5H22ZM46 5H47V0H46V3H45ZM41 5L42 7L43 6H45L46 7V5ZM110 5V7H109V5ZM131 4H133V6L131 5ZM226 5V7H225V5ZM7 5V6H6ZM22 5V6H21ZM29 5V4H28ZM32 5V4H31ZM251 5V6H250ZM34 6V5H33ZM36 7H37V4L35 5ZM34 6V7H35ZM48 6L49 5H47V11H49V9H52V8H48ZM88 6V7H87ZM143 6V7H142ZM34 7L32 8V11H34L35 9L37 10L38 8H35L34 9ZM44 7V8H45ZM73 7V6H72ZM71 7V8H72ZM102 7V8H101ZM104 7V8H103ZM134 7H136V9L134 8ZM252 7V8H251ZM39 8H41L40 6H39ZM90 8V7H89ZM119 9V11H118V9ZM138 8V9H137ZM226 8V9H225ZM121 9V10H120ZM140 9V10H139ZM26 10V11H27ZM35 10V11H36ZM46 10V9H45ZM73 10V9H72ZM71 10V11H72ZM210 10V11H209ZM215 10H216V13L215 14H217V15H215V14H210V12L212 13L213 11L215 12ZM253 10L255 11V9L253 8ZM38 11V10H37ZM36 11V12H37ZM53 11V10H52ZM97 11V10H96ZM140 11V12H139ZM148 11V12H147ZM252 11V10H251ZM253 11V13H254V16L256 15V13ZM19 12V13H18ZM21 12V13H20ZM50 13L49 14H51V11H49ZM96 14H94V13ZM152 12V13H151ZM256 12H257V10H256ZM2 13V14H1ZM3 13L5 14V15H3ZM93 13V14H92ZM142 14V15H138V14ZM148 13V14H147ZM160 13V12H159ZM131 14V15H130ZM136 15L137 14V17L139 18V19H141V16H143L142 18H143V24L144 25H149V26H147V29L145 28V30L143 29L141 32H134L133 30V32H129L128 33V35L126 34L127 33V31H126V35L127 36H123V35H121L120 36V34L122 33V31L124 30V27L126 26L125 25V21H127V19L129 20L130 18H131V16H133V15ZM149 14L151 15V14H153L151 17L149 16ZM3 15V16H2ZM23 15V16H22ZM54 15V14H53ZM128 15H130V17L129 18H126ZM144 15H145V17H144ZM148 15V16H147ZM156 15V16H155ZM159 15V17L161 16L160 14H158ZM202 15H204L203 17L204 18H202ZM212 15H213V17H212ZM236 15V17H234ZM242 17V18H240V16ZM250 15V16H249ZM61 15H59V17H60ZM98 16H102V17H98ZM210 16H211V18H212V20H213V22H214V24L216 25V27H215V25H214V27L212 28H207V26L208 27H210L212 24H213V22H212V24H211V18H210ZM216 16H219V18L218 17H216ZM239 16V17H238ZM26 17V16H25ZM62 17V16H61ZM60 17V18H61ZM64 17V16H63ZM89 19H88V18ZM133 17H136V16H133ZM132 17V18H133ZM215 17V18H214ZM232 17H234V18H232ZM237 17H238V19H237ZM3 18H5V19H3ZM17 18V17H16ZM86 18V19H85ZM131 18V19H132ZM145 18V19H144ZM148 18V19H147ZM161 19H165V18H163V17H160ZM216 18H218V20L216 19ZM3 19V20H2ZM126 19V20H125ZM131 19H130V22L132 23V21H131ZM224 19V20H225ZM5 20V21H4ZM23 20V21H22ZM83 20H85V21H83ZM134 18H133V22H134ZM156 20H158V19H156ZM166 20V19H165ZM164 20V21H165ZM215 20L217 21V24L215 23ZM223 20V19H222ZM222 20H220L221 22H223ZM228 20H229V18H228ZM15 21H17L18 22V19H15ZM62 21H63V18H62ZM62 21H60V24H61V22ZM83 21V22H82ZM94 21V23H96ZM103 21V20H102ZM101 21V22H102ZM150 21V20H149ZM149 21H147V22H149ZM152 22H154L153 20H151ZM82 22V23H81ZM229 22H231V21H229ZM228 22V23H229ZM87 23H85L86 25H88ZM103 23V22H102ZM123 24V26L124 27H121L120 25H122ZM128 23L129 22H127V25H128ZM209 23L211 24L210 26H209ZM242 23V22H241ZM85 24H84V27H87V26H85ZM93 24V23H92ZM130 24V23H129ZM219 24H221V23H219ZM62 25H63V23H62ZM131 25V24H130ZM140 25V24H139ZM152 25V24H151ZM58 26V25H57ZM75 26V25H74ZM73 26V27H74ZM93 26V25H92ZM100 26H98V27H100ZM164 26V25H163ZM237 26H238V24H237ZM240 26H244L243 25V23H242V25L241 24H239V27ZM97 27V28H98ZM121 27V28H120ZM145 27V26H144ZM56 28H59L60 29V27H56ZM63 28L64 27H62V30H63ZM83 28V27H82ZM121 30H120V29ZM141 28H143V26L142 27H140L139 29H141ZM199 29V30H202V29H205V28H202V29ZM46 29L48 30V28L46 27ZM58 29V30H59ZM68 29V28H67ZM94 29H95V27H94ZM99 29H101V28H99ZM102 29H104V28H102ZM104 29V30H105ZM128 30L129 29V31H130V28H125V30ZM215 29V30H214ZM234 29V30H233ZM240 28H238V30L236 31V32H239V34H240V31H241V29L239 30ZM40 30H41V28H40ZM42 30H43V27H42ZM41 30V32L43 33L44 32V30H45V26H44V30L42 31ZM47 30H46V35H47ZM54 30H56V31H58L57 29H54ZM53 30V31H54ZM61 30V31H62ZM72 30H74V28H72ZM81 30V29H80ZM111 30V31H110ZM119 30L121 31V33L119 32ZM222 30V29H221ZM220 30V31H221ZM230 30H231V34H229L230 33ZM233 30V31H232ZM243 30H244V27H243ZM261 30H262V32L264 33V25H262L261 26ZM60 31V30H59ZM61 31H60V33H61ZM68 31V30H67ZM67 31H62L63 33V35H64V32H67ZM82 31V30H81ZM81 31H80V34H81ZM97 31V30H96ZM99 31L100 30H98V34H99ZM110 31V32H109ZM137 31H138V29H137ZM159 31V30H158ZM213 31V32H212ZM39 33H40V31H38ZM104 32V31H103ZM116 32H118V33H120L119 34V36L117 35V33ZM42 33H40V35H39V37H41L42 35ZM55 33H58L59 34V32H55ZM106 33H107V31H106ZM219 33V32H218ZM44 34V33H43ZM44 34V35H45ZM54 34V33H53ZM57 34V35H58ZM62 34H61V36H62ZM69 34V33H68ZM68 34H65V35H68ZM123 34V33H122ZM220 34H221V32H220ZM54 35H56V34H54ZM137 35H138V39H137ZM192 35V34H191ZM239 37H238V36ZM242 35H243V33L241 34V38H242ZM69 36V35H68ZM108 36H109V34H108ZM167 36V38H163L164 36H158V38H160V40L159 39H150L151 40V43H153V42H155V40H158V41H160V42H158V43H160V45H161V43H167L168 41L171 43L173 40L171 39V41L169 40V36H171V35H166ZM222 36V37H221ZM38 37V38H39ZM53 37H56V36H52V39L54 40V38ZM58 37V36H57ZM57 37H56V39H57ZM136 37V38H135ZM203 37V38H202ZM258 38H260V36H257ZM42 38V37H41ZM41 38H40V40H41ZM44 38V37H43ZM46 38V37H45ZM51 38V37H50ZM49 38V39H50ZM59 38H60V35H59ZM58 38V39H59ZM161 38H163V39H161ZM196 39L197 40V38H198V35H196V34H194L193 33V36L191 37V39ZM83 39H84V41H83ZM102 39V40H103ZM149 39V38H148ZM168 39V40H167ZM246 40V38H242L241 40ZM254 39H255V37H254ZM253 39V40H254ZM48 40V39H47ZM46 39H43L42 41H43V43L45 44V42H48ZM70 40V39H69ZM69 40H66V42L65 43H67V41H69ZM132 40V41H131ZM144 40V41H143ZM248 40V39H247ZM246 40V41H247ZM250 40V39H249ZM251 41V42H254V41ZM51 40H49V42H50ZM57 41H60V40H57ZM61 41H62V38H61ZM60 41V42H61ZM64 41V40H63ZM131 41V42H130ZM136 41H134V42H136ZM143 41V42H142ZM148 41V40H147ZM153 41V42H152ZM246 41H244V42H246ZM256 41V40H255ZM259 41H261L260 43L262 44V41L264 42V40L262 39V38H260L259 39ZM52 42H54L53 44L55 45L54 47H56V45H59L60 43L59 42H55V41H52ZM70 42V41H69ZM100 42V41H99ZM126 42V43H125ZM134 42H132L131 44L133 45V47L134 48H137L138 47V45H136L137 44V42H136V44L134 43ZM150 42V41H149ZM157 42H155L154 43V46H160ZM251 42L249 43L248 41H247V43H249V44H251ZM43 43H41V45L43 44ZM57 43H59V44H57ZM65 43L64 42H62L61 43V45H65ZM150 43V44H151ZM179 43V42H178ZM257 43H258V40H257ZM40 44V43H39ZM52 43L50 42V45H51ZM69 44V43H68ZM67 44V46H68V48H69V45ZM72 44H74L73 42H72ZM71 43H70V46L72 45ZM83 44V43H82ZM100 44V43H99ZM98 44V45H99ZM129 45V46H132V45ZM144 44H146V45H144ZM156 44V45H155ZM180 44H182V43H180ZM205 45H207V43H204ZM244 44H246V43H244ZM243 43H242V46L244 45ZM253 44V43H252ZM251 44V45H252ZM256 44V43H255ZM254 44V49H256V50H259V51H261V50H263V51H261L262 52V54H264V47H262L261 48V50H260V48L259 47H261V46H259L258 48H256L257 46L256 45H261V44H256L255 45ZM264 44V43H263ZM41 45H39L40 47V49L39 50H41L42 48H44L45 46H47V47H45L46 48V51H45V49L43 50L42 49V51H43V54L41 55V53H42V51L39 53V51H38V54H40L41 55V57L43 58V55H45L44 53H46V55L47 56H45L43 59H45V58H48V59H46V60H48L47 62H48V64H46L45 65V62H46V60H45V62L43 63V61H42V64L40 65V66H42V68L46 71V72H44L43 71V69H42V71L45 73L44 75L42 74V77H40V79H42V80H44V81H42V80H40V85L41 86H37V85H35V84H33V82L35 81V79H34V77H33V79H34V81H32L31 82V78H29L30 80H29V83L27 84V86H29V88H25V89H28V93H27V95L28 96H26V98H27V100H28V97H29V101L30 100H32V102H34V101H36V102H38V100L40 101L41 99H42V97H43V93L45 92H48L49 94L47 95V96H49L50 98H48V99H51V101L50 102H52V104H50V107L49 108H47L48 110H49V112H50V114H49V116L48 117H50V119H49V122L51 121L52 122V120H51V113H53L52 112V110L54 111H56L58 114H59V112H60V116H59V119L57 118V123H51L50 125V127L53 129L54 128V126L57 124V129H58V133L56 134L55 133V137L53 136H51L50 134V136L49 135H45V137H43L42 136V134H46V133H44V132H42V134L41 133H38V132H36L37 131V129H35V131L34 132H36V133H33V134H40L41 135V137H43V139H45V141L43 142L42 141V143H41V147H42V149H43V151H42V154H43V152H46L44 155H45V163H44V165H45V167H46V169L48 170V173L47 174H49L50 176H52L53 178H54V180L55 181H57L56 183H59L58 181H60V184H62V186H64L63 188H65L66 186H70L71 184H73V182H72V179L74 180V174L72 173V172H74L77 168H80L81 166V168L83 169V170H81V168L79 169L80 171H84L85 169H86V167L87 166H92V168L94 169V172H96V173H99V174H104L106 171H107V173L106 174H108V170L110 169V167H112V165L110 166V165H108V166H106V169H107V167H109L108 168V170H106L105 171V166H102V165H104V164H102L103 162L105 163L106 161H105V159L101 162V158H98L97 156H99L101 153H99V154H97V156H95L96 158L94 159V156H91V155H93L95 152H98V149H100L99 150V152H101V146L102 145H105V144H102V145H100L99 146V148L97 149L96 148V146H97V142L99 141H97L96 143L94 142L95 140H93V143H95L96 145H94L95 146V149H97V151L96 150H94L95 152H92L93 151V148H92V146L90 147V144H91V142H92V140H88V141H90V144H89V147L90 148H92V151H90L91 149L88 147V146H86L87 145V143H84L83 141V145H85V146H83L82 147V144H79V140H80V136H79V139L77 140V137H78V134L81 132V134H82V131L81 130H84L85 129V127H87L90 123H92V122H94V121H96V123H97V120L99 121V120H103V118H105V113H106V111L104 110V109H102L103 107H102V105L98 102V104H100V105H98V107L96 108V105L95 106H93L94 107V109L93 110H96L97 111V109H98V112L96 113L97 114V120L95 119L94 121H92L93 120V118H92V116H95L96 114L94 113V111L92 112V110H89L88 109V106H87V108H86V106H84L85 105V103H86V101L88 102L89 100V98L88 97H91V96H93L92 95V93L94 94V92H92V91H96V94L101 90L100 88L102 87V86H104L103 85V82H102V80H101V82H102V86L100 85L99 87L100 88H98V87H94V86H96V85H94V86H91L90 87V85L88 86V87H90V88H92L93 87V90L91 89V92H90V89H88L87 90V88H83V86L84 87H86V85L84 84V82L83 81H85V80H83L82 82H83V86H82V88L79 86V82L77 81L76 83H78V86H79V89L78 88H75V90L74 89H71V85L73 84V83H75V79L78 77V73H79V71L81 70V68H82V66H83V69L85 70L86 68H87V70H85V72H82L83 73V75H86L84 78H86V77H88V78H90L91 79V77L90 76H92L93 75V72H92V67H90V65H94L95 63H96V65H95V67L97 66V62L99 61L98 59V61H96L95 63H94V60L96 59V57L94 58V56H93V58L92 59H94L93 61H92V64H90L91 63V57H90V60L89 59H87L86 58V60H88L87 62L85 61V58L84 57H81V56H78L77 55V53H75L74 51V53H75V55H77V56H75V55H73L72 53H71V47L69 48L70 49V51L68 50V48H67V50L71 53L70 54V56H69V52L67 53V55L69 56H61V57H58V53L60 54V50H59V52L58 51H56L57 49L56 48H53V46H52V48H51V46L50 45H48V44H45V45H43L42 46V48H41ZM63 45V46H64ZM101 45H102V42H101V44L99 45L100 47H101ZM120 45V46H119ZM135 45V46H134ZM140 45V46H141ZM152 45V44H151ZM151 45L149 46L150 47V49H153L154 50V47L153 48H151ZM163 45V44H162ZM165 45V44H164ZM170 45V44H169ZM183 45V44H182ZM241 45V44H240ZM247 45V44H246ZM50 46V47H49ZM67 46H65V47H67ZM85 46H86V48H85ZM92 46V47H91ZM96 46V45H95ZM107 46V47H106ZM141 46V47H142ZM153 46V45H152ZM213 46V47H212ZM216 46V47H215ZM247 46H250V45H247ZM253 46V45H252ZM251 46V47H252ZM64 47V48H65ZM72 47H73V45H72ZM97 47V46H96ZM121 47H123V49L121 48ZM133 47H131L130 48V50H133L132 52H131V54L133 53H135V55H134V60H135V58H138L137 56V53H136V50H135V52H134V48ZM142 47V48H143ZM149 47H146V48H149ZM202 47H203V49H202ZM251 47H250V49H251ZM2 48L3 47H1V50H2ZM80 49H79V51L81 52L83 49H82V47L80 46L79 47ZM124 48L126 49V52H125V50H124ZM144 48H143V51L141 50V48L139 47L138 49L140 50V51H142V52H145L147 49L145 48V50H144ZM156 48V47H155ZM159 48H161V47H159ZM207 48H208V46H207ZM211 48H213V49H211ZM215 48H217V50L215 49ZM244 48V47H243ZM243 48H241V49H243ZM5 49V48H4ZM37 49H38V47H37ZM56 49V50H55ZM92 49V50H93ZM107 49V50H106ZM110 49H113V50H110ZM121 49V50H120ZM129 49V48H128ZM206 49V48H205ZM1 50H0V52H1ZM66 50V51H67ZM89 50V49H88ZM106 50V51H105ZM110 50V51H109ZM124 50V51H123ZM139 50H137V51H139ZM149 50V49H148ZM231 50H233V52L231 51ZM245 50H246V53L249 51V49H248V51H247V48H245ZM6 51V50H5ZM45 51V52H44ZM65 51V52H66ZM84 51V52H85ZM89 51H91V50H89ZM139 51V52H140ZM223 51V52H222ZM226 51V52H225ZM230 51L232 52V55H231V53H230ZM58 52V53H57ZM138 52V54H142V57L140 58H138V59H147L146 58V53H145V56H143V54L144 53H139ZM216 52H217V54H216ZM222 52V53H221ZM254 52V51H253ZM256 52V51H255ZM37 53V52H36ZM91 53V52H90ZM90 53H88V51H87V53H84V55L86 54H90ZM112 54L111 55H113L114 54V51L113 52H111ZM122 53V54H121ZM126 53H128V54H126ZM224 53V54H223ZM245 52H244V50H243V52H241V50H240V55L238 54L237 55V57H236V59H235V61L233 60L234 58H232V59H230V58H225V61H227V59L229 60V61H233V64H231L229 61V63L228 62H226L227 64H229L230 66V68H228V69H230V70H232V69H234L235 70V72L232 70V71H230V70H228L229 71V73H233V75L236 73H238L237 75L235 74V76H237V78L239 77V79H244V80H246V82L245 81H243V83L245 82V84L247 83L248 84V86L249 87H247V88H250L251 90H252V92H253V94H255V95H257V96H259V93H258V89L260 88V87H258V88H256V85H255V83H256V81L258 80H256V77H254V78H252V73L253 72H251V74L252 75H250L249 73H250V71H253V69L252 70H250L249 68H247V66H248V64H246L247 66L246 67H244V68H242L243 66H240V63L242 62V64H243V61L245 62V61H248V59L246 58V60H242V57H244L245 55H243ZM79 54V53H78ZM81 54H82V52H81ZM107 54V55H106ZM124 54V55H123ZM126 54V55H125ZM228 54V55H229ZM242 54V55H241ZM248 54V53H247ZM251 54V53H250ZM250 54H249V56H250ZM252 54H254V56L256 57V55L258 54V51H257V54H255V53H252ZM62 55V54H61ZM66 55V54H65ZM83 55V54H82ZM85 55V56H86ZM110 55V56H111ZM117 55H116V57H117ZM137 55V56H136ZM228 55L226 56V57H228ZM233 55V56H234ZM39 56V55H38ZM91 56V55H90ZM110 56H107L108 58L110 57ZM127 56V57H128ZM205 56H207V55H205ZM204 56V57H205ZM242 56V57H241ZM258 56H260V53L258 54ZM264 55H262V56H260L261 58L263 57ZM68 57V59H66ZM78 57V58H77ZM106 57V58H107ZM131 57V56H130ZM133 57V56H132ZM235 57V56H234ZM239 57H241V59L239 58ZM246 57H248L247 55H246ZM252 57H253V55H252ZM38 58H40V56L38 57ZM59 58H62V60L61 59H59ZM84 58V59H83ZM102 58H100L101 60H102ZM105 58V57H104ZM107 58V59H108ZM113 58H114V55H113ZM112 57H110L108 60H109V63H110V65H111V67L109 66V64H108V61L105 59V61H107V64L105 65L106 67H110L109 69L111 70V68H116L114 65V67H112V64H113V62L115 61L114 59H113ZM124 58V59H123ZM209 58V57H208ZM207 58V59H208ZM257 58V57H256ZM259 58V57H258ZM41 59V58H40ZM76 59L78 60L79 59V62L77 61V62H75L76 61ZM111 59V60H110ZM121 59H123V60H121ZM128 59H130V61L128 60ZM127 60H128V62H126V60H125V62L126 63H131V61H133V58H132V60H131V58H128ZM142 59V60H143ZM202 59H203V57H202ZM218 59H220V58H218ZM81 60V61H80ZM100 60V61H101ZM113 60V61H112ZM158 60V59H157ZM206 60V59H205ZM221 60V59H220ZM239 60H241V61H239ZM258 60L259 59H257V60H255V61H257L258 62ZM261 60V59H260ZM85 63V66H84V63ZM90 61V62H89ZM136 61V62H135ZM134 62L136 63V65H137V60H135ZM139 61V60H138ZM141 61V60H140ZM251 61V60H250ZM250 61H248V62H250ZM254 61V60H253ZM253 61H251V62H253ZM39 62H41V61H37V63H39ZM46 62V63H47ZM102 62H104V61H102ZM112 62V63H111ZM117 64L119 63V61H117V59H116V61H115ZM119 63V65H117L116 63H115V65H117V67L119 68V66H120V64H121V66L120 67H122V64L123 63ZM142 62V61H141ZM141 62H139V63H141ZM144 62V61H143ZM141 63V64H143L144 65V63H146V62H144V63ZM158 62V61H157ZM207 62H209V60H207ZM217 62H220V64L218 63V66L219 67H217V66H213L212 68L213 69H215L216 71H218V73H216L215 72V70H214V72H213V70L210 72V73H216L215 74V76L216 75H218L217 76V79H215V76H214V74H210V79L209 80H211L212 82H213V84L212 83H208L209 84V86L208 87H211L212 85H214L215 87H211L210 89H214V88H216L215 90H217V88L219 87V85H220V87L222 86V83L221 82H223V85H224V87H222L224 90H225V92L224 91H222L223 89H221V88H219L218 90H220V93L222 92H224V93H227V95H229V94H231V93H233V95H234V97H233V95H229L228 97H229V99H231L232 101V104H234V105H232L233 106V108L235 109V105L237 104H240L243 108H247V109H242L241 107H240V105H239V108H241L240 109V111H239V108H238V106L236 105V107H237V109L236 110H238V111H236V110H234L230 105V103H228V104H224V103H226V98H225V96L226 95H222V93L220 94H218V97H220V98H218L217 97V95H216V92L218 91H215V90H213L214 91V94H215V96H216V99H218V102L221 104H224V105H221V106H223V109H224V112L223 113H225L227 116H225V114H224V117H227V118H224L225 119V121H226V119H227V121H228V125H229V123L231 124V126L233 127V128H235L236 130H234L233 128L231 129L232 131L234 130V132H233V134H234V138H236V137H239L240 135H241V133L243 132V131H247L248 133H249V131H250V134H252V136H251V139L252 140H250V138H249V136H250V134H249V136L247 135L248 133H245V132H243L242 133V136H243V138H244V140L241 138V136H240V138L239 139H242L241 141V143L243 144V141L244 142H246V143H244V146H245V148L246 147H250L251 149H252V147H251V145H249V144H247V139H246V136L244 137V135H247V138L251 141V142H253V139H255L254 141L255 142H253V144L254 145H252V146H254V148H255V152H256V156H255V152H253V149H252V154H254V158H256L257 156H258V151H259V153L261 154V152H263L262 150H263V147H264V142H262V139L260 138L261 137V134H262V136L264 137V129H263V127L264 126H262L261 124V122H263V124H264V119H263V121L262 120H258V122L260 121V124L257 122V119H256V117L258 118L259 117V119L261 118L260 116H257V114H258V111H257V114L255 113V119H254V112L256 111V110H254V111H252L251 109H250V107H252V106H250V105H248V103H244V101L240 98V96H238L239 94H238V90H240V87H241V84H239L240 83V80H239V88H235L236 86H235V84L233 85V82L232 81H230L231 79H232V75L229 77V78H231L230 80H228L229 78H228V76H226V75H228L226 72H227V70H226V66L224 67L223 65H222V71H223V69H224V71L226 70V72L223 74V76L221 77L222 78V80L221 79H218V77L219 76H221V75H219V72H220V67H221V61H217ZM222 62H224V59H223V61ZM247 62V63H248ZM250 62V63H251ZM79 64V65H76V64ZM129 63V65H131ZM206 63V62H205ZM211 63V62H210ZM215 64H216V62H214ZM234 63L236 64V65H234ZM256 62H254L253 63V67L255 68V66H254V64H255ZM8 62H7V57L4 59V58H2L1 57V55H0V73H1V70H4V68H6L7 66H8ZM40 64V63H39ZM38 64V65H39ZM87 64V65H86ZM100 64H101V62H100ZM207 64V63H206ZM258 64V63H257ZM256 64V65H257ZM259 64L260 65H262V66H264V58H263V60L262 61H260L259 62ZM46 66L45 68H44V66ZM102 65V64H101ZM125 65H128V64H125ZM125 65L123 64V67H125ZM133 65H135V64H133ZM132 65V66H133ZM139 65L140 64H138V67H139ZM208 66H212L211 64H207ZM206 65V67H208ZM231 65H233V66H231ZM244 65V64H243ZM250 65V64H249ZM252 65V64H251ZM250 65V66H251ZM39 66V68L41 69V67ZM77 66V67H76ZM78 66H79V68H80V70L78 71V73H76V72H74V71H71L72 70V68L73 67H76V68H78ZM103 66V65H102ZM105 66H103L105 69H107L106 71L108 72V71H110V70H108V68H106ZM131 66V67H132ZM245 66V65H244ZM258 66V65H257ZM84 67H86V68H84ZM99 68H100V66H98ZM131 67H129L130 69H131ZM135 67H137V66H135ZM142 65H141V69H142ZM234 67V68H233ZM235 67H236V69H235ZM47 68V69H46ZM94 68V67H93ZM133 68V67H132ZM209 68V67H208ZM245 68H247V69H249L250 71L248 72V70L246 71L245 70ZM251 68V67H250ZM257 68V67H256ZM255 68V70L256 71H258L257 69ZM264 68V67H263ZM75 69V68H74ZM95 69V68H94ZM97 69V68H96ZM126 69V68H125ZM137 69V68H136ZM136 69H133V70H135L134 72H136ZM138 69H140V67L138 68ZM137 69V70H138ZM243 69L247 72V73H245L244 71H243ZM7 70H8V68H7ZM90 70V71H89ZM99 70H101V71H98V69H97V71L98 72H100V73H102L103 72V70H102V67H101V69H99ZM5 71V74H6V76L8 77H10V76H12L13 75V73H12V75H11V71L9 72V70L8 71H6V69L4 70ZM96 71V70H95ZM96 71V72H97ZM105 71V70H104ZM113 70H111V72H112ZM131 73V74H129V75H131L130 77L132 78V72L133 71H131V70H129L128 71V69H126L125 71L123 70L122 72H121V74L120 75H124L125 77H126V75H125V73L127 74V77L129 76L128 75V73ZM201 71V73H203L202 72V69L200 70ZM203 71H205L206 72V74H207V70L206 69H203ZM221 71V72H222ZM223 71V72H224ZM262 70H260V72H261ZM42 72V73H43ZM95 72V73H96ZM97 72V73H98ZM107 72H105V74H104V76L106 75V77H108V76H110V74L107 76ZM123 72H125V73H123ZM255 72V71H254ZM263 72H264V70H263ZM85 73V74H84ZM91 73H92V75H91ZM107 73V74H106ZM139 73V74H138ZM141 73V74H140ZM142 73H144L143 72V70L142 71H140V72H137L136 74H138L139 76H140V78H139V76H137L135 73V77L137 78L136 80L138 81V78L139 79H142L141 77V75H143ZM200 73V72H199ZM209 73V72H208ZM231 73V74H232ZM258 73H259V71L258 72H256V74L258 75ZM2 74V73H1ZM226 74V75H225ZM262 74V73H261ZM4 75V74H3ZM3 75H0L1 76V78H2V76ZM119 75V76H120ZM123 75L121 76V77H123ZM203 75H204V73H203ZM208 75V74H207ZM206 75V76H207ZM225 75V76H224ZM230 75V74H229ZM239 75V76H238ZM255 75V74H254ZM94 76V75H93ZM93 76H92V79H93ZM98 76V78H99V75H97ZM104 78V76H103V73L102 74H100V78H102V77ZM114 76V75H113ZM118 76V74H117V77L115 76L114 78L115 79H119L120 77ZM200 79L202 78V75L200 74ZM235 76H233L234 77V79H232L235 83H236V81H237V79L235 78ZM243 76H244V78H243ZM258 76H260V74L258 75ZM262 76L263 75H261V78H262ZM13 77V76H12ZM43 77H44V79H43ZM111 77L112 76H110V79H111ZM119 77V78H118ZM125 77H124V79H125ZM126 77V78H127ZM214 77V78H213ZM223 77H224V79H223ZM225 77H227V78H225ZM0 78V79H1ZM5 78V77H4ZM79 78V77H78ZM95 78V77H94ZM100 78L98 79V80H100ZM109 78V77H108ZM108 78H105V83L106 84H108L107 83V79ZM208 78H209V76H208ZM208 78H206L207 80H208ZM220 78V77H219ZM260 77H259V79L262 81V82H264V76H263V78L261 79ZM32 79V80H33ZM80 80H82L83 79V77L81 78H79ZM87 79V78H86ZM91 79V80H92ZM96 79H97V77H96ZM120 79H122V78H120ZM128 79V78H127ZM126 79V80H127ZM130 79V78H129ZM127 80V82H125V83H123V85H122V88H120L119 90L117 89V90H114V91H112L111 92V90H112V88H110L111 90H110V94H112L113 93V96L111 97L110 95H107V98L109 97L110 99H107V98H101L102 99V101L105 99H107L106 101L108 102L109 101V103H110V108L112 109V110H110V112H109V114H114V117H118L119 119H121L125 124L127 123V125L128 124H130L131 123V127L128 125V127H126L125 128V125H124V127H121L123 124H121V125H119L121 128V131H120V129L119 130H117V131H120V133H118L117 132V135H116V137H115V140L114 141H116L119 137L118 136H120V138L122 139L121 141H119L120 142V145L122 146V148L121 147H119L120 145L118 144V143H115L114 141V143H112V145H119V146H114V147H116V150H117V148L119 147V151H120V153H118L119 155H117V153H116V158H115V156L113 157V156H111L113 159H116L115 161L113 160L112 161V164H113V166H114V170H113V172H112V174H110L111 176H109L108 177V175H105V176H107V178H106V181H105V178L104 177H102L103 178V180L102 181H104V187L103 188H105L106 187V183H107V186H108V183H109V186H110V188L112 189V191L113 190H115V193H117V195L116 194H109L108 193V195H111V196H108L107 198H110V197H112L111 199H107L106 197H105V199H107L108 201V203H109V205H108V207H107V205H105V208H106V210L107 211H109V210H111V209H113V211L117 214V219L122 223H126V222H128V221H131L132 219H134V218H137V219H135V220H138V222H139V220L141 221L140 222V225L142 224V226H143V222L145 221V222H147V223H144V224H146L145 226L147 227H143L144 228V230H143V232H145V230H149L148 228H155V226L154 225H156V224H158L159 225V228L156 226V228H158V229H162L163 227L165 228H167V230L168 229H170L171 227L173 228H178L179 226H180V229H174V230H177V231H179L180 233H178L177 232V234H180V236L182 237V241H187V240H194V239H201L202 238V236L203 235H205L206 233L205 232H207L208 231V229L209 228H207V225H208V223H207V221H206V214H205V212H206V206H205V203H204V200H203V198H205L206 197V195H202V191H204V193H206V189L205 190H201V189H203L202 187H200V186H198L197 184L195 185V183H198L199 184V182H196V181H194V184H190L189 185V183H191V181L189 182V177H190V180H191V176H190V174H189V172H188V178H187V176H186V180H187V182H188V184L186 183V180H184L183 181V183H186L187 185H189V186H185L184 188L185 189H187V191H186V193L185 194H187L188 196H190V197H187L185 194H184V197L186 196L187 197V199H189L190 200V208H189V206H188V208H189V210L188 211H186V212H184L183 211V208H180V205H181V203L180 204H178L177 202H175V201H168V198L166 199L165 198V196H163V192H161L160 191V189L158 190V189H154V187L152 188V177L154 176V171L156 170V169H154V166H156V165H154V163L151 165V163L149 162V160H148V158H151V157H153V158H155V161L159 158V159H161L160 158V156L158 155L157 156V154H154L153 153V151H152V154L151 155H153V156H150V157H146V155H144L145 154V152H143L141 149V146H140V144L142 143V142H144V140H145V138H143V137H145L143 134H144V132H143V130L142 129H140V127L139 128H137L138 127V125H136L137 127H133V123L135 122V118H133L132 119V117H130L129 115H128V113L129 112H127V115L128 116H125L126 114H124V112H122V114H121V111L120 112H118V110H120L119 108H122V106L124 105V104H121L120 103V101H125V103L127 104V101H129V99L131 98V100L133 101V97H135V95H131V94H133L134 93V91H132V89H131V87L132 86H134V85H132V81H135L134 79L135 78H132V81H130V80ZM203 79V78H202ZM2 80V79H1ZM38 80V81H39ZM89 81V82H93L95 79H93V81ZM97 80V81H98ZM143 80H146V79H143ZM148 80V79H147ZM208 80V81H209ZM217 80H218V82H220V84H218V82H217ZM225 80V81H224ZM229 82H232L230 85H231V89H232V91H230V93L228 94V92H229V90H230V85H228V83H227V81ZM3 81V80H2ZM2 81H0V82H2ZM6 81V80H5ZM37 81V80H36ZM35 81V82H36ZM74 81V82H73ZM97 81H95L94 83H97ZM110 81H114L113 79L112 80H109L108 82H110ZM116 81V80H115ZM118 81V80H117ZM116 81V82H117ZM121 82L123 81V80H120ZM120 81H118L119 83H121ZM125 81V80H124ZM123 81V82H124ZM140 81V80H139ZM142 81V80H141ZM149 81V80H148ZM259 81V80H258ZM73 82V83H72ZM88 82V81H87ZM86 82V83H87ZM99 82V81H98ZM144 81H142V83H143ZM146 82V81H145ZM217 82V83H216ZM238 82V81H237ZM242 82V81H241ZM261 82V84H260V86L263 84ZM5 83V82H4ZM4 83H2V84H4ZM37 83V82H36ZM112 83H114V82H112ZM112 83H110V84H112ZM118 83V84H119ZM151 83V84H150ZM150 83H148L147 84V87H148V85L150 84V86L152 85L153 87H155V85L157 86V84L155 83V82H151L150 81ZM159 83V82H158ZM81 84V83H80ZM122 84V83H121ZM134 84V83H133ZM144 84V83H143ZM155 84V85H154ZM210 84H211V86H210ZM259 84V83H258ZM258 84H257V86H258ZM43 85V86H42ZM82 85V84H81ZM91 85H92V83H91ZM115 86L116 84H112V86ZM146 85V84H145ZM145 85H144V87H145ZM159 86H161L160 85V83L158 84ZM218 85V86H217ZM242 85H244V84H242ZM2 86V87H1ZM74 86L75 87H78V86H76V85H74L73 84V88H74ZM118 86V85H117ZM131 86V87H130ZM233 86H235V87H233ZM245 86V85H244ZM41 87V88H40ZM43 87H45L44 89H47L46 91H44L43 93H42V88ZM243 87V86H242ZM7 89V88H5L4 87V85H0V115H2L4 118H8L9 117V114H10V112H11V109H10V107H6L4 104H5V102L7 101V100H10L11 99V97L9 96V94L7 93V91L6 90H3V89ZM40 88V89H39ZM95 88H98V90H96ZM105 87H102V89H104ZM109 88V87H108ZM115 89H116V86L114 87ZM113 88V89H114ZM149 89L148 90H150V87H148ZM156 89L158 88V86L157 87H155ZM155 88H152V90L153 89H155ZM163 88V87H162ZM235 88V89H234ZM43 89V90H44ZM68 89H69V91H68ZM128 89H131V91L130 92H132L131 94H130V92H128L129 90ZM145 89V88H144ZM144 89H143V91L142 92H144ZM155 89V90H156ZM160 90L159 91H161L162 89L161 88H159ZM167 89V88H166ZM238 89V90H237ZM71 90V91H70ZM134 90V89H133ZM138 90H142V89H138ZM146 90V89H145ZM153 91V92H157V90L156 91ZM163 90L165 91V89L163 88ZM162 90V91H163ZM228 90V91H227ZM76 91V92H75ZM86 91V92H85ZM237 92V95H236V92ZM147 92V91H146ZM146 92H144L145 94H147ZM41 93H42V97H41ZM44 93V94H45ZM90 93H91V96H90ZM125 93L126 94H130V95H125ZM135 93H137V92H135ZM158 93V92H157ZM160 93H162V92H160ZM17 94L19 95V97L21 96V94H20V92L18 91L17 92ZM138 94H142V93H139L138 92ZM123 95V96H122ZM154 95V94H153ZM157 95V94H156ZM121 96V97H120ZM129 96V97H128ZM140 95H136V98L137 97H139ZM157 96H159V95H157ZM222 96H224V98L222 97ZM235 96H237L239 99H237L236 100V98L237 97H235ZM41 97V98H40ZM105 97H106V95H105ZM21 98H22V96H21ZM156 98V97H155ZM223 98V99H222ZM233 98H235V99H233ZM85 99V100H84ZM96 99V98H95ZM124 99V100H123ZM127 101H126V100ZM158 98H156V101H160L161 99H158ZM225 99V102H223L222 100H224ZM229 99H227V102L229 101ZM27 100H26V102H27ZM130 100V101H131ZM134 100H137V99H134ZM155 100V99H154ZM240 100V101H239ZM95 101V100H94ZM102 101H100V102H102ZM158 101V102H159ZM222 101V102H221ZM234 101H237V102H234ZM31 102V101H30ZM36 102H34V103H36ZM91 102H93L92 100H90V103H89V108L91 107L90 106V104H91ZM96 102V101H95ZM234 102V103H233ZM84 103V104H83ZM103 103V102H102ZM132 103H134V102H132ZM132 103H130V104H132ZM242 103H243V105H242ZM27 104V103H26ZM28 104H29V102H28ZM33 104V103H32ZM36 104H38V103H36ZM49 104V103H48ZM87 104V103H86ZM88 105V104H87ZM93 105V104H92ZM122 105V106H121ZM82 106H84V107H82ZM103 106H104V104H103ZM112 106H113V108H112ZM117 106V107H116ZM249 108H248V107ZM231 109H230V108ZM84 108H86V109H84ZM96 108V109H95ZM115 108H116V110H115ZM227 108V109H226ZM253 109H255L254 108V106L252 107ZM19 109L20 110H23L24 109V107L23 106H19ZM47 109H46V111H47ZM149 109V108H148ZM257 109V108H256ZM147 110V109H146ZM154 109H152V108H150V110H147L148 111V115H149V117H151V118H153V117H155L156 115H155V110L153 111ZM230 110V111H229ZM231 110H232V112L233 113H236V115H237V117L239 116H241L240 118H242L241 120H243L242 122H240L241 120L240 119H237L236 117V123H235V120H233L234 119V116L235 115H231ZM95 111V112H96ZM146 111V112H147ZM226 111H227V113H226ZM243 113H242V112ZM245 111H247V114L250 112V114H253V115H251L250 116V114L247 116L246 115V113H245ZM92 112V115H90V113ZM155 112V113H154ZM180 112V111H179ZM179 112L177 113V111H176V113H177V115H176V113L174 114L175 115V118L174 119H178V121H179V119H183L184 118V116H182V115H184V114H179ZM240 113L239 115H238V113ZM253 112V113H252ZM125 113H126V111H125ZM161 113H164V114H159L158 113V117H160V119H159V121H160V124H162V126H164L165 128L167 127H170L173 123L172 122H174L173 121V119H172V117L173 116H169V115H171V114H166L165 112H161ZM48 114V113H47ZM93 114H95V115H93ZM228 114H230V115H228ZM42 114H39V116H37V118L39 117L40 118V120H43L42 122H44V119H46L47 118V116L45 117V118H41V117H43V116H45V114L43 115V116H41ZM52 115H54V114H52ZM160 115V116H159ZM193 116V120H195L196 118H195V114H192ZM195 115V116H194ZM157 116L155 117V118H157ZM244 116V117H243ZM245 116H246V118H245ZM253 116V117H252ZM113 118V115H110V117L109 118ZM171 117V118H170ZM183 117V118H182ZM191 117V118H192ZM249 117V118H248ZM38 118V119H39ZM53 118H55V117H53ZM90 118H91V122H90ZM96 118V117H95ZM108 118V119H109ZM111 118V119H112ZM37 119V120H38ZM48 119L46 120V121H48ZM252 119L254 120V122L252 121ZM36 120V124L34 125V126H36V125H38V127H40L41 128V125L39 126V124H41L42 122L40 121V120H38V121H40V123L38 122ZM54 121H55V119H53ZM59 120V121H58ZM110 120V119H109ZM231 120H232V122H231ZM240 120V121H239ZM245 120V121H244ZM247 120H248V122H247ZM256 120V121H255ZM19 121H20V123H23V120L20 118L19 119ZM88 121V122H87ZM134 121V122H133ZM237 121H239L240 122V124H243L244 125V127H240V126H237ZM252 121V122H251ZM48 122V123H49ZM56 122V121H55ZM130 122V123H129ZM162 122V123H161ZM243 122H247V124L249 123V122H251V123H249L248 124V126L249 125H251V126H249V129L247 128L248 126H245L246 124L245 123H243ZM95 122H94V124L92 123V128H93V126L96 124ZM52 124L54 125V126H52ZM235 124V125H234ZM256 124V125H255ZM97 125V124H96ZM99 125H101L100 123L98 124V126ZM239 125V124H238ZM243 125H241V126H243ZM259 125H261V126H259ZM34 126H32V128L34 127ZM61 126V127H60ZM90 126H91V124H90ZM98 126H95L96 128L98 127ZM119 126H116L117 128H119ZM254 126V127H253ZM257 126V127H256ZM258 126L260 127L259 129H258ZM38 127H35V128H38ZM229 127H230V125H229ZM236 127H239L240 129H237ZM246 127V128H245ZM250 127H251V130H250ZM51 128H50V130H51ZM55 128H56V126H55ZM82 128H84V129H82ZM90 128V127H89ZM88 127L83 131V132H87V134L85 133V137H87V136H93V134L95 133V131L94 132H91V130H90V132L91 133H93V134H91V135H88V134H90V133H88L89 131H87V129H89ZM96 128L94 129V130H96ZM98 128H100V126L98 127ZM137 128V129H136ZM142 128V127H141ZM263 130H262V129ZM34 129V128H33ZM241 129H243V130H241ZM244 129H247V130H244ZM255 129V130H254ZM261 129V130H260ZM80 130V131H79ZM241 131V133H240V131ZM252 130H253V132H252ZM257 130H258V132H257ZM32 131V132H33ZM38 131H41L40 129H38ZM77 131V132H76ZM98 131H101L100 129L98 130ZM97 131V132H98ZM238 131H239V133H240V135L238 134H236V132L238 133ZM254 131L257 133H254ZM261 131V132H260ZM57 132V131H56ZM47 133H50V132H47ZM100 132H98L96 135H98ZM258 133H260V135H258ZM13 134H15V132H12V135ZM80 134V135H81ZM118 134H120V135H118ZM59 135V136H58ZM76 135V136H75ZM83 135V134H82ZM237 135V136H236ZM254 135H255V137L258 135L259 137L258 138H254ZM91 136V137H92ZM94 136H95V134H94ZM93 136V137H94ZM236 136V137H235ZM83 137V136H82ZM92 137V138H93ZM99 137L101 138V136L99 135ZM49 138V139H48ZM76 138V139H75ZM96 138V137H95ZM119 138V139H120ZM87 139V138H86ZM98 139V138H97ZM237 139V138H236ZM236 139H235V141H236ZM259 141H258V140ZM260 139H261V141H260ZM47 140V141H46ZM248 140V141H249ZM76 141L78 142V144L79 145H75V144H77L76 143ZM84 141H86V140H84ZM264 141V140H263ZM47 142V143H46ZM81 142V140H80V143H82ZM118 142V141H117ZM237 142V141H236ZM239 142V141H238ZM258 142H261L260 144H261V146H260V148H259V143ZM93 143H92V145H93ZM100 143V142H99ZM109 144H110V142H109ZM125 144V145H124ZM246 144V145H245ZM81 145V146H80ZM108 145V144H107ZM263 145V146H262ZM74 146H76V147H81L82 149H81V152H82V155L81 154H78L79 155V158H77L75 161L73 160L74 158V155L76 154L77 155V153H81V152H79V148H77V149H75V148H73ZM111 147V148H109V147ZM107 147V150L108 149H112V146H111V144L110 145H108ZM243 146V145H242ZM258 147V151L256 150V148ZM105 148L106 147V145L105 146H102V148ZM113 147V149H115ZM248 149L249 151L251 150V149ZM3 149V155L4 156H6L8 159V163H7V165H6V167H5V183H4V185H3V190L2 191H0V243H1V248L2 247H4V248H8V247H10V246H14L15 248H14V252L16 253V254H18L19 255V253H20V251H21V249H22V243H21V241H19V242H17V244L16 245H14L13 244V237L15 236V234H16V232H17V229L19 228V227H25L26 225H27V221H26V219H25V217L23 216V219L21 220V223L19 222V220H18V217H17V207H18V191H16L15 190V188L13 187V183L11 182V181H9V178L10 177H13L14 178V173H15V170H14V164L17 162L16 161V158H17V156L19 155V153L17 154V155H15V153L12 151V152H10V146H9V143L8 142H6V138H5V132L3 133V134H1L0 133V150H2ZM45 149H46V151H45ZM74 149V151L76 152V153H73V152H71L72 150ZM87 149V150H86ZM247 149V148H246ZM259 149H261V150H259ZM78 152H77V151ZM115 150V152H117ZM68 151H70V152H68ZM85 151V152H84ZM103 151H105V149H103ZM102 151V153H103V155H105L106 154V152H105V154H104V152ZM109 152H112V151H110V150H108ZM107 151V152H108ZM92 152V153H91ZM72 153H73V155H72ZM89 153H91V155L89 154ZM113 153V152H112ZM56 154H58L57 156H56ZM115 154V153H114ZM250 154V153H249ZM264 154V153H263ZM263 154H261L263 157H264V155ZM96 155V154H95ZM102 155V154H101ZM148 155H149V153H148ZM147 155V156H148ZM261 155H260V157H261ZM85 156H86V158H85ZM155 156V157H154ZM157 156V157H156ZM72 157V158H71ZM78 157V156H77ZM92 157V158H91ZM100 157V156H99ZM69 158H71V160L72 161H74L75 163L74 164H76V165H74V164H72L73 162H71V160H69L68 161V159ZM103 158H104V156H103ZM106 159L108 158V157H105ZM111 158V159H112ZM252 158H253V156H252ZM94 159V160H93ZM100 159V160H99ZM260 158H258V160H259ZM264 159V158H263ZM60 160V161H59ZM62 160H63V163H62ZM67 160V161H66ZM77 160H79V161H77ZM57 161V162H56ZM76 161L77 162H79V164L78 163H76ZM150 161H154V159L153 160H151L150 159ZM154 161V162H155ZM262 161H264V160H262ZM59 162V163H58ZM83 162V163H82ZM115 162V163H114ZM260 162V161H259ZM107 163V162H106ZM158 163V160L156 161V163L155 164H157ZM69 164H72V165H69ZM108 164V163H107ZM69 165V166H68ZM77 166V168L73 171V167L72 166ZM106 165V164H105ZM154 165V166H153ZM62 166V167H61ZM153 166V167H152ZM117 167V168H116ZM151 167H152V169H151ZM88 168V167H87ZM91 168V167H90ZM113 168V167H112ZM156 168V167H155ZM44 170V169H43ZM111 170V169H110ZM109 170V171H110ZM46 171V170H45ZM45 171L43 172V175H44V177H46V176H48L49 177V175H47L46 173H45ZM78 171V170H77ZM76 171V172H77ZM79 171V172H80ZM85 171H87V170H85ZM84 171V172H85ZM112 171V170H111ZM110 171V172H111ZM47 172V171H46ZM109 172V173H110ZM192 172V171H191ZM190 172V173H191ZM78 173V172H77ZM76 173V174H77ZM95 173V174H96ZM193 173V172H192ZM46 174V175H45ZM74 175L73 177H72V175ZM196 174V173H195ZM67 175V176H66ZM78 175V174H77ZM76 175V176H77ZM98 174H96V176H97ZM103 175V176H104ZM115 175V176H114ZM185 175H186V173H185ZM193 175H194V173H193ZM47 177V178H48ZM98 178H101V176L100 175H98L97 176ZM49 178H51V177H49ZM48 178V179H49ZM96 177H93V179H95ZM109 178V179H108ZM34 179H35V177H34ZM71 179V180H70ZM86 179V178H85ZM84 179V180H85ZM88 179V178H87ZM91 179V178H90ZM112 179V180H111ZM49 180H51V179H49ZM53 180V179H52ZM53 180V181H54ZM99 180L100 179H96L95 181L97 182H93L92 180V182H90V183H92V185H93V183L95 184V185H93L95 188H96V186L100 189V192H102V191H104V190H106V188H108L109 190H110V188L109 187H106L104 190H102L103 188H101L102 186L101 185H103V183H102V181H101V183L99 182ZM109 180V181H108ZM111 180V181H110ZM151 180V181H150ZM193 180V179H192ZM32 181H33V179H32ZM62 181V182H61ZM88 181H90V180H86V181H84V182H88ZM52 182V181H51ZM64 182V183H63ZM52 183H54V182H52ZM55 183V184H56ZM71 183V184H70ZM111 183V184H110ZM114 183V184H113ZM33 185H35L34 183H32ZM54 184V186H56ZM200 184H202V183H200ZM199 184V185H200ZM58 185V184H57ZM74 185H75V183H74ZM87 186H89L88 184H86ZM91 185V184H90ZM91 185V186H92ZM99 185V186H98ZM118 185V186H117ZM183 186H184V184H183ZM201 186H203V184L201 185ZM71 188H72V186H70ZM70 187H69V189H70ZM66 188H68V187H66ZM94 188V189H95ZM97 188V189H98ZM150 188V189H149ZM190 188V189H189ZM199 188V189H198ZM97 189H95V190H97ZM182 189H183V187H182ZM108 190V191H109ZM65 191H67V189H65ZM107 191V190H106ZM111 191V190H110ZM111 191V192H112ZM117 191V192H116ZM183 191H185L184 189H183ZM183 191H180L181 193L183 192ZM70 192V191H69ZM97 192H98V190H97ZM104 193H105V191H104ZM103 193V194H104ZM180 193V194H181ZM80 195H81V193H79ZM98 195H99V192L97 193ZM101 194V193H100ZM103 194L101 195V196H103ZM106 195L105 196H107V192L105 193ZM197 194H199V195H197ZM208 194V193H207ZM78 195V194H77ZM77 195H75L76 197H77ZM113 195V196H112ZM75 196H73L74 198H76ZM81 196H83V195H81ZM80 196V197H81ZM90 196H92V195H89V198H91ZM97 196V195H96ZM100 196V195H99ZM197 196V197H196ZM80 197H78V198H76L77 200L78 199H80ZM95 197V196H94ZM94 197L93 198H91V200L93 199V202L96 200V199H98V196H97V198H95V200H94ZM199 197V198H198ZM73 198V199H74ZM82 198V197H81ZM87 199L88 198V194L87 195H85V197L83 196V198L81 199V200H83V199ZM104 197H102L101 199L102 200H104L105 201V199H103ZM202 198V199H201ZM75 199V200H76ZM100 198H99V200H101ZM192 199V200H191ZM81 200H78V201H81ZM90 200V199H89ZM99 200H97V201H99ZM102 200L101 201H99V202H102ZM203 200V201H202ZM78 201H76V203H78ZM85 201V200H84ZM96 201V202H97ZM114 201V202H113ZM87 202V201H86ZM91 203V202H87V203H89L88 205H86L85 204V202H83L86 206L84 207V205L83 206H81V207H83V208H81V209H85L84 211L85 212H83V213H85L84 215H86V217H88V216H90V214L93 212L94 214L95 213H98V212H94V209H96L97 207H98V205H99V209H100V204H102V203H99V204H97V203ZM82 202H81V205L83 204ZM107 203V204H108ZM105 204H106V201H105ZM79 205H80V202H79ZM79 205H77L78 207H79ZM103 205V204H102ZM101 205V206H102ZM111 205V207H113V208H110L109 206ZM104 206V205H103ZM102 206V208H101V210H103V209H105L104 207ZM181 207H182V205H181ZM71 208V207H70ZM69 208V209H70ZM72 208H77L76 206L75 207H72ZM80 208H77L76 209V213H78L77 212V210L78 209H80ZM87 208V209H86ZM187 208V209H188ZM66 209V208H65ZM65 209H63L64 211H65ZM69 209H68V213H71V212H69ZM81 209L79 210L80 212H81ZM183 211H181V210ZM62 210V211H63ZM67 210V209H66ZM100 210V211H101ZM258 210H260V208H258ZM64 211H63V213H64ZM70 211H71V209H70ZM75 211V210H74ZM74 211H72V212H74ZM95 211H97V210H95ZM113 211L111 210V212L110 213H113ZM264 211V210H263ZM51 212V211H50ZM67 212V211H66ZM68 213H65V214H67V215H71V214H68ZM91 214L92 216H91V218L92 217H95L94 216V214ZM114 213V214H115ZM189 213V214H188ZM263 213V212H262ZM51 214V213H50ZM64 214V215H65ZM73 214V213H72ZM79 214H81V213H79ZM115 214V215H116ZM74 215V214H73ZM88 215V216H87ZM188 215V216H187ZM51 216H53V215H51ZM78 216V215H77ZM76 216V217H77ZM96 216H97V214H96ZM53 217H55V216H53ZM66 217V216H65ZM69 217L70 216H68V218H66L67 220L69 219ZM72 217V216H71ZM70 217V218H71ZM75 216L74 217H72V218H76ZM79 218L81 217V221H83V219H84V217H83V215L81 216H78ZM82 217H83V219H82ZM85 217V218H86ZM71 218V219H72ZM78 218V219H79ZM90 218V219H91ZM96 218V217H95ZM98 218V217H97ZM96 218V219H97ZM185 218V219H184ZM52 218L50 217V220H51ZM54 219V218H53ZM56 219V218H55ZM77 219V218H76ZM88 219V218H87ZM87 219H84V220H87ZM89 219V220H90ZM92 219H94V218H92ZM91 219V220H92ZM100 218H98L97 220H99ZM67 220H65V221H67ZM70 220V219H69ZM74 220V219H73ZM96 220V221H97ZM101 220V219H100ZM99 220V221H100ZM52 221V220H51ZM50 221V222H51ZM79 221H80V219H79ZM80 221V222H81ZM103 221V222H102ZM53 222H55V221H53ZM52 222V223H53ZM57 222V221H56ZM70 222V221H69ZM69 222H67L66 224L68 225V223ZM74 222V221H73ZM73 222H72V224H73ZM76 222H78V220L76 221ZM76 222H74L75 223V225H76ZM87 222H88V220H87ZM83 223V224H81V223H78V226L80 225V226H82V225H84L85 226V224H88V223ZM137 222V223H138ZM71 223V222H70ZM93 223H94V220H93ZM98 224H96V222H95V225L93 226V228H89V230L90 229H92L91 231H94V234L91 232V231H89L88 229H86V232H88L89 231V235H91V234H93V235H95V232L96 233H98L96 236H94L93 238H95V237H97L98 235H100V234H102V233H104V232H106V228H105V225H104V220H101V222H97ZM150 223V224H149ZM156 223V224H155ZM207 223V224H206ZM56 224V223H55ZM106 224V223H105ZM139 224V223H138ZM153 225L152 227L150 226V225ZM66 225V226H67ZM74 225V226H75ZM89 225H90V223H89ZM50 226H52V224L51 225H49L48 227V229H47V231H48V233L50 234V233H54L53 234V237L55 238V240L57 241V242H59V241H61V243H62V241H64V240H62L63 238L65 239V241L66 240H69L68 239V237H63V235L65 234V231H63V230H61V229H58L57 228V226L58 225H55L56 227H54V226H52V227H54V228H52V227H50ZM92 225H90V227H91ZM150 226V227H149ZM68 227V226H67ZM77 227V225L75 226V228ZM87 226H85L84 228H86ZM209 227V226H208ZM69 229L68 230H72L73 229V226L72 227H70V225H69V227H68ZM71 228V229H70ZM78 228V227H77ZM83 228V229H84ZM88 228V227H87ZM97 228V229H96ZM171 228V229H172ZM79 229V232H80V230H82V232H80L81 233V235H82V233H83V231L85 230H83L81 227H79L78 228ZM77 229V230H78ZM94 229V230H93ZM76 230V231H77ZM88 230V231H87ZM96 230V231H95ZM107 230H108V228H107ZM153 230L154 229H151L150 230V232L152 231V235H151V233L149 234V233H144V234H146L145 236H147V235H149L150 237H152V236H154V233H155V231H154V233H153ZM47 231H46V234H47ZM73 232H74V237H75V232L76 231H74V229L72 230ZM108 231H110V229L108 230ZM136 231V230H135ZM138 231H140V234H142V231H141V228H139L138 227ZM146 231V232H147ZM78 231L76 232V233H79ZM86 232H84L85 234H86ZM111 232H112V230H111ZM131 232H133V231H131ZM130 232V233H131ZM72 232H70L69 234H71ZM79 233V234H80ZM83 233V234H84ZM137 234H139L138 232H136ZM163 233H164V231H163ZM163 233H161V238L162 239H164L163 237H164V234ZM108 234V233H107ZM109 234H111L110 232H109ZM113 234V233H112ZM111 234V235H112ZM133 234H135V232L133 233ZM134 235L135 237H137L138 235ZM163 234V235H162ZM166 234V233H165ZM175 234V233H174ZM55 235V236H54ZM78 235V234H77ZM88 235V240L90 241V239H89V236ZM92 235V236H93ZM127 235H129V234H127ZM48 237H50L49 235H47ZM52 236V235H51ZM69 236V235H68ZM72 236V235H71ZM70 236V238H72ZM78 236H80V235H78ZM83 237H80V239H83L85 236L84 235H82ZM86 236H87V234H86ZM130 236V235H129ZM128 236V237H129ZM133 236V235H132ZM140 236H144V235H140ZM99 237V236H98ZM110 235L108 236H105V233H104V235L102 236H100V238L102 239V240H105V243H107L106 242V240L108 241L109 239H110ZM113 237H114V235H113ZM112 237V238H113ZM142 237H137V238H133L134 240H132L131 239V241H135L136 239H137V241L139 240V242H141V238ZM166 237V236H165ZM204 237V236H203ZM51 238V237H50ZM54 238H53V240H54ZM76 238H78L77 236H76ZM87 238V237H86ZM92 238V237H91ZM91 239V243H90V246H85L87 243H84L85 245V247H82V249L83 248H86V249H88L89 247V249H91V250H93L94 248V250L95 251H92L94 254H92V252H90V255L92 256V255H99L100 254V252H99V250H102V249H99V245H104L102 242H104V241H102L101 242V240H98V238H97V241H99V242H101V243H99V242H97L98 243V248H96L97 246V244L95 243L96 242V240H94V239ZM99 238V239H100ZM130 238V237H129ZM132 238V237H131ZM140 238V239H139ZM148 238V237H147ZM145 238L144 239V237L142 238V239H144V240H142V241H149L151 238ZM156 238H158L157 237V235H156ZM161 238H158V239H161ZM80 239H78L77 241H79ZM154 239V238H153ZM153 239H151V240H153ZM157 239V240H158ZM52 240V238H51V242L53 241ZM169 239H167L166 241H168ZM71 241H72V239H71ZM70 240L68 241V242H71ZM83 242L85 241V242H87L86 240H82ZM88 241V242H89ZM110 241L112 242V241H114L115 242V240H113V239H110ZM117 241H120L119 239L117 240ZM154 242H156L155 240H153ZM152 241V242H153ZM158 241H160L161 243L164 241V245H167V244H170V243H166L165 242V240H158ZM50 242V243H51ZM67 242V241H66ZM65 242V243H66ZM67 242V243H68ZM93 242L95 243V244H93ZM110 242V243H111ZM121 242V241H120ZM136 242V241H135ZM138 242V243H139ZM175 242V241H174ZM48 243V242H47ZM66 243V245L64 244L63 245V243L61 244V245H59V246H64V249L66 248L67 249V245H70L71 243H72V245L73 244H76V243H79V242H76V243H74L73 241L71 242V243H68L67 244ZM109 243V244H110ZM134 243V242H133ZM137 243V244H138ZM143 243V242H142ZM151 243V242H150ZM157 243V242H156ZM155 243V244H156ZM91 244H92V246H91ZM118 244H120L119 242H118ZM118 244L116 245V242H115V244H114V246L115 247H118V249H119V246H118ZM122 244V243H121ZM141 244V243H140ZM143 244H147L146 242L145 243H143ZM154 244V243H153ZM154 244V245H155ZM163 244V243H162ZM173 243H171V245H169V246H167V247H171V249H175V247L172 245ZM72 245H70V246H72ZM79 245H83V244H79ZM88 245V244H87ZM134 245V244H133ZM139 245V244H138ZM149 245V244H148ZM148 245H146L147 246V248L146 249H148ZM158 245H160L159 244V242H158ZM175 245V244H174ZM66 246V247H65ZM74 246L75 245H73L71 248L73 249V250H71L70 251V249L68 250V251H70V252H72L73 253V251L75 252V250L77 249V248H79V246L77 245V248H76V246H75V248H74ZM110 246H111V244H110ZM109 246V247H110ZM142 245H140V246H136L139 250H140V252H141V249H140V247H141ZM151 246H153L152 244H151ZM156 246V245H155ZM155 246H153V247H155ZM173 246V247H172ZM215 246V245H214ZM213 246V249L211 250L212 251V255H213V257H212V255H209L208 254V252H206V255H205V252H204V255L202 256V254H201V257L200 258H196V261L194 262V264L196 263V264H223L221 261H222V259H221V261H219L220 259V252H219V249H218V247L216 246V247H214ZM88 247V248H87ZM103 247H106L105 245L104 246H102V247H100V248H103ZM108 247V244H107V249L109 248ZM122 247H123V244H122ZM160 247H161V245H160ZM164 247V246H163ZM211 247V246H210ZM60 248V247H59ZM58 248V249H59ZM111 248V247H110ZM112 248H113V243H112ZM112 248H111V250H112ZM141 248H143V247H141ZM150 248V247H149ZM159 248V247H158ZM157 248V246H156V250L158 249ZM166 248V247H165ZM57 249V255L60 253V254H62L63 252L62 251H64L63 250V247L62 248H60L59 250ZM65 249V250H66ZM80 249H81V247H80ZM79 249V250H80ZM86 249H85V251H86ZM97 249H99V250H97ZM104 249V248H103ZM106 249V250H107ZM114 249V248H113ZM120 249H121V247H120ZM119 249V250H120ZM154 249V250H155ZM160 249V248H159ZM91 250H87V251H91ZM105 250V251H106ZM109 250V249H108ZM110 250V251H111ZM119 250H117V248H116V251H117V254H118V252H119ZM143 250V252H144V249H142ZM153 250V248H152V251L154 252L153 254L155 255H153V254H151L152 255V257H153V259L152 260H154V262H152V264H167L166 262H165V260L166 261H168V259L170 258V256H169V258H164L166 255H164L163 256V253L164 252H166V254H167V248L165 249V251H164V249L162 250V251H164L163 253H162V251H156V253H155V251ZM161 250V249H160ZM175 250H177V249H175ZM175 250L173 251V252H175ZM209 250V253L211 252ZM58 251H60V252H58ZM78 251V250H77ZM81 251H84V249L83 250H81ZM81 251H79V253L81 252ZM104 251V250H103ZM103 251H101V252H103ZM110 251H108L107 253H109ZM115 250H113V252H114ZM116 251L114 252V254L116 253ZM147 251V252H146ZM145 251V253H148V251H150L151 252V250H146ZM172 251V250H171ZM65 252V251H64ZM70 252H69V254H70ZM169 252V251H168ZM173 252H169V253H173ZM66 253H68V252H66ZM65 253V254H66ZM79 253H77V252H75V255H74V253L71 255V256H73V258L72 257H69V258H71V259H73L74 261H68V258H65L66 257V255L64 256V253L62 254V256L64 257H62L61 256V258H59L58 259V261L59 260H62L63 261V259H65L64 261L65 262H67L68 261V263L70 262V263H75L76 262V264H77V262L79 263H81V261H83V259H84V257L86 258V254L84 253V255H83V253H81V255H83L84 257H83V259H82V257L80 258V257H78V256H80V255H78V256H76L77 254H79ZM111 253V252H110ZM120 253V252H119ZM145 253H141L142 255H144ZM152 253V252H151ZM68 254V255H69ZM113 254V253H112ZM111 254V255H112ZM114 254H113V258H114ZM187 254V253H186ZM102 255V254H101ZM101 255H99L98 256V258H96V260L97 261H95L94 263H96V262H99V257L101 258V260H103L104 259V257L102 258L101 257ZM103 255H104V252H103ZM110 255V254H109ZM120 255V254H119ZM119 255H116L115 254V257H117V256H119ZM146 255V254H145ZM168 255V254H167ZM174 255H176L175 253L173 254V256ZM182 255V256H181ZM181 255H179V256H175L177 259L179 258V257H184L183 255H185V254H181ZM189 255H191L190 253H189ZM189 255H187L189 258L191 257V256H189ZM222 255V254H221ZM60 256V255H59ZM70 256V255H69ZM77 258H75V257ZM148 256H150V254L148 255ZM147 256V257H148ZM173 256H171V258L173 257ZM186 255H185V257H187ZM211 256V257H210ZM223 256V255H222ZM221 256V257H222ZM45 257H46V255H45ZM58 256H56V258H57ZM144 257V256H143ZM167 257V256H166ZM198 257V256H197ZM149 258V257H148ZM171 258H170V260H171ZM176 258H174L173 257V263H174V259H176ZM182 258H179L178 260L180 261ZM191 258H194V260H195V256L193 257V255H192V257ZM71 259H69V260H71ZM75 259H76V261H75ZM94 259H95V257H93V261H94ZM146 259V258H145ZM86 260H87V258H86ZM147 260V259H146ZM170 260L168 261V264H170L171 262H170ZM178 260H176V261H178ZM62 261H59V263H61ZM131 261V260H130ZM137 262V263H140V262H138V260L136 261L135 259L133 260V261H131L132 263L133 262ZM175 261V262H176ZM84 262H86V261H84ZM83 262V263H84ZM100 262H103L104 263V260L103 261H100ZM126 262V261H125ZM124 262V264H126ZM134 262V263H135ZM144 262H149V259H148V261H144ZM170 262V263H169ZM221 262V263H220ZM63 263V262H62ZM69 263V264H70ZM102 263V264H103ZM146 263H144V264H146ZM173 263H171V264H173ZM178 263V262H177ZM10 264H15V262H13V263H10ZM64 264V263H63ZM65 264H67V263H65ZM93 264V263H92ZM97 264V263H96ZM98 264H101V263H98ZM106 264V263H105ZM127 264H131V263H127ZM136 264V263H135ZM141 264V263H140ZM142 264H143V261H142ZM149 264H151V263H149ZM176 264V263H175Z\"/></svg>",
	"mask_w": 264,
	"mask_h": 264
}]
</instances>
